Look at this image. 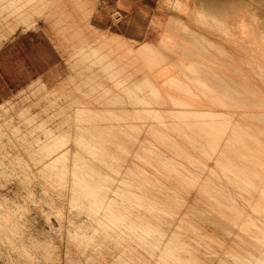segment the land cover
I'll return each instance as SVG.
<instances>
[{
    "label": "rangeland",
    "instance_id": "1",
    "mask_svg": "<svg viewBox=\"0 0 264 264\" xmlns=\"http://www.w3.org/2000/svg\"><path fill=\"white\" fill-rule=\"evenodd\" d=\"M22 1H23V4L20 3ZM25 1L24 0H17V2L14 3L15 0H9V1L0 0V9H1L0 10V17L3 16L2 18H0V48L1 49H3V48L9 49L10 48L12 56H13L12 60H15V59H17V58H14V56H16V53L23 55L24 50H26V48H29V46H28L29 44L32 45V43L40 42V43H42L41 52L46 53V55H47V64L46 65L42 64L39 71L33 72L32 77L27 82H23L18 87L16 86V87H13L12 89H8V88L3 89L2 85H5V83L0 82V264H238V263H240V256H241L243 264H246V262L247 261L249 262L250 260H252V262L251 261L249 263L247 262L248 264H250V263L252 264L253 262H254L253 264H255V263L257 264L258 263L257 259H252V258H256V256L259 259V262L264 263V262H262L264 260H262V261L260 260V259H264V255L261 254V253H264V246H261L262 244H264V238H262L264 236H261V235H264V234H261L262 231H264V223H262V222H264V218H262V217H264V216H262L264 214H262V213L260 214L258 212H257L258 213L257 214L255 209L254 210L251 209L254 206L253 205H252L253 207L250 206L251 205L250 201H249V203H247L248 201L245 202V200H248V198H247L249 195V194H247L248 191L246 190L247 191V193H246L245 191L240 190L243 187L242 188L238 187L240 191L237 189V186H235V188H234L233 187L234 182L231 181V178L227 177L228 179H226V175L223 174L224 171L221 169V165L218 162H216L215 160L209 161L208 166H211V169H209L210 167H208V166H207V168H208L207 169L206 165L202 166L204 164L203 161L198 162V158L201 155V149L198 150L197 149L198 147L193 146V144H191L193 141L192 138H189V140H188V135L189 134H196L195 131L185 130V132H182V131H180V129L170 130L168 133L171 134L173 136V138H177L179 141L178 146H172L169 144L170 143L169 139H166V138L161 139V137H159V136L156 137L155 134H153L152 130H150L152 126H159L157 123H155V121L156 120L158 121V119L164 120L166 123L165 126H167V127L170 125L176 126L178 124V126H184V129H186L187 126L185 124H183L184 122L182 123L183 118L188 119L189 117H192V116L193 117L195 116V118H197V116H199V115H200L199 118H201L202 115L204 117V113H206L205 114L206 116H209V115H207L208 114L207 110L206 111L204 110L202 114H195V115L192 114V116H190L191 113L187 114V115L184 114L185 116L184 115L182 116L180 114H177V115L172 114V116H171V115H168L166 113H163V115H161V118H160V115L157 114V117H155L156 120H154L155 118H152V117L156 116V113H155V115H154V113H149V114L148 113L147 114L140 113L139 114L140 116L139 115L136 116L133 113H130V114L129 113L128 114L123 113V115H122V111L118 108H115L116 109L115 111H112V110L109 111V113H106V112H108V110L106 108H104L107 105L110 106V104L111 105L114 104L113 106L117 105V103L119 104L120 101L122 100V99H120L121 97L124 98L125 103L129 104L128 103L129 98L127 95L128 93L132 94L134 92L135 93L138 92L137 94H141L142 92L140 93L139 91H144L146 93L145 95H148V94L151 95L153 90L150 88H152V86H151V84L149 85V82L146 80V76H143L142 73H146L147 76L151 77L152 79H158V76H159V78H166L165 81H167V78L169 80H175L176 81V79H177L176 76L179 77V75H180V77H182V76L183 77L186 76V78L189 77V78H187L188 80L185 79L186 81H189V82H185L184 80H182L185 78L184 77L181 79V82L178 80L176 82L177 84L176 83L174 84L173 81L172 82L170 81L171 83L167 81V83L168 84L170 83L171 85H172V83L174 85H178V88L180 89L179 91L180 92L184 91L186 93H189V90L191 87L188 86V90L186 91V88L184 87V85L186 83H189L192 85V88L190 91L194 92L195 94H199V92L203 91L202 93H200L202 95L199 94L200 95L199 97L197 95L198 99H200V97L202 98V96L204 97L206 95V92H208V93L210 92V96L208 99H210L211 96L214 98V95L217 93L216 92L217 89H215L211 86V84L209 83L210 80H207V79L202 80L205 77L202 74H200V71H199V69L202 66L203 67L205 66L204 69H207V67H208L207 70L212 69L216 76L220 75L219 77H221V76L223 77L226 73L225 71L234 72L237 70L236 74L233 73V74H235L234 77H236V78L239 77L238 74H241V73H242V75L247 74V75H245V78H244V76H242L243 80L245 82H243V80H241L242 77L238 78V82H240L239 79L241 80V82L243 84L247 83L246 81H248V83L245 84V87L247 89H248V87L251 89L252 85H253V88L255 89V91L259 90V88H260L259 93L262 94V92H264V81H262V80H264V75H262V73H264V72H262V69H264V66L261 67V65H264V58H262V56H264V55L261 56V53L264 54V46H262V45H264V43H262V42H264V41H262L264 39L261 40V38H264V36H262V35H264V0H234L235 6H233L234 10H232V11L231 10H225L224 11V10L213 9L211 7H208L204 0H175V2H174V0H42V1L40 0L41 3L39 2V0L37 3H36L37 0H34V1L33 0L32 1L27 0V2L29 1L31 4L29 2L27 4H25L26 3ZM46 1H47V3H46ZM81 1H82V3H81ZM228 1H230V0H228ZM33 2H35V4ZM42 2H45V3H42ZM7 3L11 4V5L8 7ZM18 4H20V5H18ZM24 4H25V7H24ZM6 5H7V7H6ZM2 6L5 8L3 9ZM14 6L22 7V8L17 9V7H16V11H15L13 9V8H15ZM23 8H24V10H23ZM99 8L102 9V12L106 15L103 14L104 15L103 17L99 18V16H97V18H95L93 16L94 12H96ZM10 11H11V14H10ZM13 11L15 13H13ZM115 11L117 13H114ZM21 12H22V14H21ZM8 13H9V15H8ZM18 14H20V15H18ZM113 14L114 15L116 14V15L114 16ZM232 14L237 15L236 18H234V21L232 20L233 18L231 17ZM174 17H175V19H174ZM196 20H197V22H196ZM200 21L203 24H201ZM4 22H6V23H4ZM110 23H112L111 27H108V24H110ZM190 30H191V32H190ZM163 31H166L168 34L166 32H164V37L162 38L161 33L163 34ZM183 31H185V32L183 33ZM172 32L176 35L175 37H173V34H170ZM177 32L180 33V35H177L178 34ZM219 32H221L222 34ZM186 33H188V34H186ZM193 34H195V35H193ZM192 35H193V37H192ZM259 35L261 38H259ZM177 36L179 39L177 38ZM194 36H195V38L196 37L197 38L195 39ZM172 38H173V40H172ZM189 38H192V39H189ZM198 38H199V40H197ZM166 39H168L173 44L174 48H173L172 54L174 53V51L177 55L180 54L179 51L177 50V47L174 46L175 44H176V46L179 45L178 49H180V50H181L180 47H182L181 45H183V47H182L183 51L181 50L182 52H184V48L186 47L185 51L188 49H189L188 51H191V49H192V51H194L195 53L194 54L192 53L191 56H188L187 58L186 57L184 58L181 55H180V57L177 55H174L175 56L174 59L173 58H171L172 60L170 58L167 59V60L170 59V61H168V64H167V60L165 58H164L165 60L163 58H161V55L162 56H163V54L165 55V53L162 54V50H164L165 48L167 49V46H165V45L166 44L169 45V43H170V42L166 43V41H168ZM187 40L188 41L193 40V43L195 42L194 45H193L192 41L191 42L189 41L190 42L189 43ZM205 41H207V42H205ZM174 42H176V43H174ZM183 42H185V44H183ZM232 42H233V44H232ZM186 43H189V44H186ZM157 44L159 46H162V47H159ZM172 44L169 45L170 47L169 46L168 47L171 48ZM196 44H198V45H196ZM220 44L222 46L218 47V46H220ZM9 45H11V46H9ZM26 45H27V47H26ZM150 45L154 46V49L156 46L158 48H160L159 51L161 50V52H160L161 55L157 52H153V51L158 50L157 47L155 50L148 48ZM185 45H187V46H185ZM193 46H195L194 47L195 49L193 48ZM206 46H208V47H206ZM142 47L143 48L147 47L148 49L145 48L143 50ZM187 47H189V48H187ZM162 48H164V49H162ZM203 48H205L204 49L205 51L203 50ZM171 49H170V51H171ZM220 49H222V50H220ZM198 50L200 51V53ZM250 50H252V51H250ZM176 51H178V52H176ZM207 51L209 53H207ZM255 51H256V53H255ZM143 52H144V54L145 53L147 54L148 58L146 57V55H143L141 57V54H143ZM148 52L149 53L153 52L155 55H157L156 56L157 61H155V59L153 58V57H155L153 55V53H151L153 55V57H152L151 54H149ZM201 52H203V53H201ZM196 53L197 54L199 53V54L197 55ZM205 53H207L206 54L207 56L205 55ZM220 53H223V54H220ZM33 54H35V52ZM33 54H31L32 57H33ZM158 54L160 55L159 58H157ZM208 55L210 56V58L208 57ZM144 56H145V58H144ZM214 56H216L217 58ZM228 56H229V58H228ZM172 57H173V55H172ZM201 57H202V59H201ZM250 57H252V58H250ZM146 58L148 59L149 62H151V64H148V61H146L147 60ZM160 58H161V62L158 61V59H160ZM179 58L182 59L181 62L184 63V64L182 63L181 65H179V67L180 66L182 67V71L184 72V74L181 72V70H179V69H181V67L178 68V66H176V65L181 63ZM208 58H209V60H208ZM224 58H225L226 62H228L229 64L231 63V66L228 68L230 70L231 69H233V70L230 71V70L226 69L227 66L225 65ZM176 59L180 63H178ZM203 59L205 60V62ZM229 59H231V60H229ZM215 60H216V62H215ZM246 60H247V62L245 63ZM18 61H20V59ZM197 61H199V62H197ZM206 61L208 64H206ZM219 61H220V63L224 62V64L222 63L224 65V67L219 63ZM249 61H250V63H248ZM169 62H171V63H169ZM202 62H204V64ZM257 62H259L258 64L260 66H257V64H256ZM161 63H162V65H161ZM217 63L220 64V66H222V68H220V66H218ZM251 63H253V64H251ZM145 64H148V65H145ZM196 64H198V65H196ZM208 65H210V68ZM253 65H255V66H253ZM162 66H165V67L168 66V67L165 68ZM212 66H213V68H212ZM232 66H234V67L239 66V67L233 68ZM251 66H252V68H255V69H252ZM147 67L149 68V70H147L148 69ZM174 67H176V68H174ZM164 68L165 69L168 68L170 70L169 72H167L168 70L167 71L165 70L166 75H164V73H163ZM214 68H217V69H214ZM260 68H262V69H260ZM120 69H124V70L122 71ZM222 69L223 70L225 69V71L223 72ZM175 70L177 72L182 73L183 75L178 74V73L176 74ZM212 70H211V72H212ZM255 70H257V72ZM171 71H172V73L173 72L175 73V74H173V76L174 75H176V76H174V77L170 76V75H172ZM215 71L216 72L218 71V73L220 72V74L216 73ZM221 71L223 72L224 75H222ZM240 71H241V73H238ZM127 72H129V73L131 72L130 75H132V73L138 74L139 78L135 82L130 81L128 83H124V81H122V79L124 78V75L127 74ZM195 73H197V74H195ZM161 74H162V76L163 75L164 76L162 77ZM226 74H228V72ZM257 74H259V77ZM231 75L232 74L230 73V75H229L230 78L228 75L226 78L224 77L223 82H224V79H227V78L229 80H231V82H232L235 78L233 79V76L231 77ZM194 77L195 78L199 77L201 79L200 81L197 80L195 82L197 84V86L200 84L197 89H200V88L203 89V87L206 88V85L209 83L208 88H206V90H208V91L204 92L205 91L204 89L201 91H196V90L193 91V89H195L194 86H196L195 83L193 82ZM253 78H254V80H253ZM116 79H117V82H116ZM220 79H222V78H220ZM228 79H227V82H229V84H230V81ZM260 79H262V80H260ZM118 80L121 83L118 82ZM140 80H142V83L144 81L146 88H145V86H144V88L141 87L142 84H139V82H141ZM235 80H234V82H235ZM249 80H250V82L252 81L251 85L249 84L250 83ZM162 81L163 80H161L163 87H166L165 85H167V83L164 84L165 81H163V82ZM204 81H206V83H207L206 85H205ZM178 82L181 83V87L179 86L180 83H178ZM182 82H185V83L183 84ZM117 83L120 85H118ZM161 83L159 81L158 85L162 86ZM201 83L204 84L203 87H201L203 85V84L201 85ZM242 83H240L241 84L240 88H242L241 90H240L239 86L238 87L235 86L236 84H234L235 89L233 87L232 90H230L231 89L230 87L232 84L228 85L227 83H225V85L229 86L228 87L229 91H231V92L233 91L232 94H234V90H237L238 92L236 91L237 93L234 94L236 96L238 95V93H239V96H241L242 94H245V96L242 95V97L244 98L242 101L245 100L244 103L247 104L248 101H246L245 98H248V96L246 97V95H249V96L251 95L249 98H252L253 97L252 95L256 96L257 92H255L253 88L251 89V91H254L256 94L249 91L250 89L249 90H246V89L243 90V88H245V87ZM12 84H14V83H12ZM12 84H11V86H12ZM135 84H136V86L134 88L133 85H135ZM189 84H186V85H189ZM213 84L214 83H212V85ZM115 85H118V87ZM125 85L126 86L129 85L128 88H125L124 87ZM171 85L170 86L168 85L167 87H169V88L171 87L173 89H174V87H176L174 85H173L174 87H172ZM237 85H238V83H237ZM246 85H250L251 87L250 86L247 87ZM122 86H123V89L127 90L130 88L131 90H129V92L127 90L128 93L126 92V90H123V89L121 91ZM209 86H211L213 88V90H211L210 89L211 87H209ZM255 86H257V87L260 86V87L257 88ZM136 87H138V88H136ZM236 87H237V89H236ZM139 88H140L139 91L135 90V89H139ZM178 88L176 87L175 90L177 89V91H178ZM238 88H239V90H238ZM214 89H215V93H213ZM132 90H134V92L131 93ZM245 90H246V92H245ZM149 91L151 94L149 93ZM179 91H178V93H179ZM241 91H242V94H241ZM114 92H116V93H114ZM144 92L142 94H144ZM147 92H148V94H147ZM196 92H198V93H196ZM107 93L109 95H105ZM186 93L185 94L180 93V94L186 95ZM203 93H205V94L203 95ZM208 93H207V97H208ZM211 93H213L214 95L213 94L211 95ZM247 93H249V94H247ZM116 94H118V95H116ZM125 94L127 95V97ZM222 94H226V93L223 92ZM110 95H111V97H110ZM188 95L191 96L192 95L191 92ZM188 95L185 96V97H187L186 100L189 102L190 99H192L191 100L192 105L194 103L193 99H194V101H197V103L201 101V100L199 101L198 99H195L196 95L194 96V94L191 97ZM218 95L219 96H216V99L221 101V102L215 101V98L214 99L212 98L213 100H211V99L210 100L213 102L215 101L218 105L220 103L222 106V103L224 102L226 96L223 98L224 95L223 96L220 94H218ZM193 96H194V98H192ZM259 96H256V98H257L256 100H258V98H259L260 101L259 100L258 101L261 103H264V101H262V100H264V96L261 95L262 98ZM108 97H110L109 101L112 98L110 101L111 103L108 102V100H106ZM218 97H220V98H218ZM114 99H115V101H114ZM202 100H203L202 103L200 102V103H198V105L199 104L201 106L204 105V107H205V104L207 102L204 100H206V99L203 98ZM210 100H208V104H206V107L210 106L211 111H209V113L213 112L214 116L216 115V117H219V118L222 117L221 115L218 116L219 113H224L225 108H227L229 106V105L225 106L226 102L227 103L231 102V101H228V99H227L226 102L223 103V106H222L223 108L221 107L222 109H220L219 108L220 106L217 105L216 108H219L220 109L219 110V109L213 108V107H215L216 104L211 103L212 105L214 104V106L209 104V102H211ZM229 100H232L231 103L234 102L233 101L234 99L229 98ZM247 100H249V99H247ZM239 101H241V100H239ZM252 101L253 100H251V102ZM203 102H204V104H203ZM259 102H258V104H259ZM197 103H194V104L196 105ZM238 103H242V102H238ZM244 103H242L243 105L241 104V106H240L241 108L244 107V105H245ZM254 103L252 102V104H254V106L256 108L258 107L257 109L256 108L255 109L260 112V113L258 112L257 115L264 112V111L261 112V110L259 109L260 105H261L260 108L264 105H262L260 103L257 106V103L256 102H254ZM80 104L83 107H81ZM252 104L249 105V107L251 106V108H252V106H253ZM102 105H104V106H102ZM195 105L192 106L193 107L192 108L188 104V106L190 108H192L191 110L196 109ZM74 106L76 107L77 111L75 110ZM254 106H253V108H254ZM78 108H80L82 111L80 109L79 110L81 112L78 111ZM245 108H247V110H248L247 106ZM251 108H249V109L252 112H249V113H252V114H249L248 112H246L248 114H246V113L245 114H246V117L248 115L252 119V116H254V114H253L254 111H255L254 118L256 117V110L253 108H252L253 110H251ZM206 109H209V107ZM213 109H214V111H213ZM228 109H226L227 112H228ZM262 109H264V108H262ZM86 110H88V112H90V113H88ZM215 110H219L220 112L215 111ZM241 110L244 111V109H241ZM94 111L96 112V114ZM229 111H230V109H229ZM227 112H225L222 115L224 117L225 116L227 117L228 114H230V113L227 114ZM150 114H152V115H150ZM245 114H244V117H245ZM87 115H88V117H86ZM99 115H101V116H99ZM103 115H104V117H103ZM250 115H252V116H250ZM76 116L80 117V118H77ZM95 116H96V118H95ZM116 116H118V117L120 116V117L118 118ZM149 116H151V117H149ZM230 116H231V114H230ZM233 116L234 115H232V117ZM261 116H264V114H261ZM101 117H102V119H101ZM147 117H148V119H147ZM180 117H181V119H180ZM237 117H239L238 114H237ZM192 118H190V119H192ZM258 118H260V117H258ZM262 118H264V117H261L258 120L259 121L258 122L256 120L257 119V117H256L255 121L258 122V124H260V123L264 122V120H262ZM75 119L76 120L78 119V120L76 121ZM80 119H82V120L80 121ZM84 119H87L90 121H87V120L84 121ZM142 119H144V120L142 121ZM234 120H236V119H234ZM260 120H261V122H260ZM72 121L76 122L77 124L75 125V123H73ZM83 122H85V124H83ZM87 123H88V125H90V124L92 125L93 123H95L96 126L100 127V131H97L96 134H92V132H91V134H89L90 133L89 131H87L88 132L87 133L86 131H84L82 129L83 130L82 133L85 134V132H86V134H85L86 136L84 137L83 134H82L83 136L81 134H77L81 130H78V128H76V126L78 124L80 126H82V125L84 126V125H87ZM95 124H93V125H95ZM110 124H113L114 127L116 126L117 129H121L123 132L122 131H119V132L114 131V129H112L113 125H111V127L108 126ZM74 126H75V129H74V131H72ZM119 126H120V128H119ZM136 126H138V128ZM160 126H162V125H160ZM105 127H107L108 130H107V128L105 129ZM76 129L78 130V132L76 131ZM66 130H67V132H66ZM146 130H148V131H146ZM262 131H264V130H262ZM49 132H51V133L49 134ZM99 132H100V135L97 136ZM55 133L57 136L55 135ZM67 134H68V136H67ZM71 135H72V137H71ZM89 135L91 137H89ZM242 135L243 134H241L240 138L243 140L246 139V142L249 141L248 143H251V145L256 144V143H257L256 145H258L260 143V141L258 143L257 140H254L256 138H253L249 135L248 136L247 135L242 136ZM80 136L82 138L84 137V140H81L82 142H80V141L77 142L78 140L81 139ZM73 137H75L76 139H74ZM78 137H80V138H78ZM102 137H104V138H102ZM249 137H251L250 139L252 141L249 139ZM52 138H54V139H52ZM66 138H67V140H66ZM86 138H88V139L92 138V139L88 140L89 142H87V141H85ZM93 138L96 141L99 140L98 142L101 144L97 146L96 145L97 142H95L93 140ZM108 138L110 139L109 141H108ZM64 140L66 142H64ZM100 140H102V142ZM105 140H107L108 142L107 141L105 142ZM135 140H137V141H135ZM253 140H254V143H252ZM259 140H262V137ZM84 141L86 142V144L90 143V142H91L90 144H92L95 142L94 146L97 147L98 150H97V148H94L93 145H91V146H93L92 147L93 149L91 148L90 150H88L87 148H89L91 146L89 144V146L87 147L88 144L87 145L84 144ZM189 141H190V143H189ZM262 141H264V140H262ZM134 142H136V144ZM77 143L78 144L81 143L80 147L82 149L80 148V150H83V148L85 149V147H86V149H87L86 151L88 152V154L92 153V155L94 157L96 156V154L99 155V153H100L101 156L99 155V157L102 158L103 161L98 156H97L98 158H95V159L93 158L92 155L91 156L88 155L89 157L83 156V154H85V152H86L85 150H83L82 152L79 150L81 153H79V151H78V153H74L79 148V146L77 148ZM82 143L85 146H83ZM262 143H264V142H262ZM262 143H260L261 146L260 145L257 146L258 147V148H256L257 151L253 147H250L251 150L253 151V152H251L252 155L253 154L256 155V157L253 155L255 157L254 159L257 158L256 160L264 159V156H262V155H264V153H262V152H264V146H262ZM112 144H114V145H112ZM152 145H154V146H152ZM191 145L193 148L191 147ZM66 146H67V148H66ZM102 146H104V147H102ZM111 146H112V148H111ZM116 146L119 148H117ZM68 147H69V149H68ZM141 147H143V148H141ZM145 147L146 148L149 147V148L146 149ZM204 147L207 148L205 144H204ZM73 148H75V150L76 149L77 150L75 151ZM122 148L127 150V152L124 151ZM71 149H73L74 152ZM61 150H63L64 152ZM102 150L104 153L107 152V156H106V154H104L102 152ZM260 150H262V152ZM53 151H55V152H53ZM59 151L62 154L59 153ZM93 152H99V153L94 154ZM255 152H257V154ZM130 153H131V155H130ZM135 153L139 154V155L137 156ZM258 153H260V154H258ZM75 154H81V156L75 155ZM175 154H178V155H175ZM215 154L216 153L214 152L212 155L215 157L216 156ZM86 155H87V153H86ZM108 155H111V157H115V159L110 158V156H108ZM184 155L188 158V160ZM219 155L221 156L222 154L219 152ZM258 155H259V158L257 157ZM65 156L68 158V160ZM82 156L84 157V159ZM131 156H132V158H131ZM163 156H165V157H163ZM62 157L64 159H62ZM137 157L140 159H138ZM170 157H172V158H170ZM214 157H211V158H214ZM72 158H74L75 160L74 159L71 160ZM165 158H166V160H165ZM60 159L62 160V162L64 160V162L62 163ZM90 159H91V162H90ZM93 159H94V161H93ZM97 159H99V160H97ZM156 159H158V161ZM104 160H106V161H104ZM145 160H146V162H145ZM159 160H161V161H159ZM162 160H165V161H163L165 164L161 163ZM148 161L151 164L150 163L147 164ZM214 161L216 162L215 165L213 163ZM72 162L74 164H72ZM80 162H81V166L83 165V162H84L85 166L84 165L82 166V167H84V169L81 167H78V166L75 167L77 164L80 165ZM93 162L94 163L96 162L97 165H96V163L94 165ZM105 162H107L108 166L107 165L105 166V164H106ZM103 163H104V165H103ZM166 163H169L170 165L167 164V166H166ZM176 163H178L180 166H177L178 164H176ZM98 164H99V166H98ZM110 164H111V167L113 165L112 168L115 167L116 169L115 168L112 169L110 167ZM218 164L220 165V167L218 166ZM262 165H264V164H262ZM66 166H67V169H66ZM126 166H128V167H126ZM142 166H143V168H142ZM168 166L172 167V168L174 167L176 169L178 168V169L176 170L173 168L170 170L168 168ZM254 166H256V167L258 166V168H260L261 164L256 162V164ZM101 167H104V168H101ZM107 167L109 168L110 174H109V172H106L108 170H105V169H108ZM133 167H135V168H133ZM73 168H74V172L77 171V174L80 175L82 178L80 176H76L77 174L72 171ZM128 168H130V169H128ZM140 168H142V169H140ZM184 168H185V170H184ZM198 168H200V169H198ZM204 168H206V170ZM135 169H137V170L140 169L139 170L140 173L137 172ZM144 169L147 172H145ZM117 170L123 172V174ZM172 170H174V171H172ZM175 170L178 172L180 171L181 178H183V179L186 178L184 180H186L187 183L184 182V180H182L181 178L177 179V177L175 178L174 176H172V173L173 174L178 173V172H175ZM209 170L211 171V173ZM78 171H80V172H78ZM91 171H93V173ZM112 171H113V173H114V171H117V173L113 174ZM131 171H133V172H131ZM213 171L214 172L216 171V175L214 174ZM221 171L223 173H221ZM99 173L101 175L102 174L103 175L101 176ZM111 173H112V175H111ZM118 173L120 176L117 175ZM72 174H75V177L77 180L79 177V179L81 178L82 181L79 180V182H78L76 179H74V176ZM105 174L108 177V179L105 176ZM193 174H194L195 178H194ZM222 174L225 176H223ZM113 175H115L117 177H115ZM83 176H84V179H83ZM103 176H105L106 179ZM151 176H153V177H151ZM217 176H219V177L217 178ZM119 177L120 178L122 177V178L120 179ZM173 177H174V179H173ZM189 177L192 178L193 180L189 179ZM115 178H117V179H115ZM123 178L125 181L122 180ZM199 178H200V180H199ZM113 179H115V180H113ZM148 179H149V181L151 180L150 182L152 183V184L149 183V186L147 183V182H149ZM154 179L157 180L158 184ZM74 180L76 181V183H80V181H81V184H84V186H85V188H87V190L81 184H80V187L79 186L76 187L75 185H79V184H76ZM84 180H87L88 183H87V181H84ZM101 180H104V181H101ZM117 180H119L121 182H119V181L117 182ZM129 180H130V182H128V184L131 187H128V184H127V181H129ZM181 180L184 184L185 183L186 184L185 185L181 184L182 183ZM202 180H205V181H202ZM122 181L124 182V184L122 183ZM152 181L153 182L155 181V182L153 183ZM210 181H211V183L212 182L213 183L215 182L218 184L220 183L221 185L220 184L219 185L224 190L229 192V195H228L229 197L228 196L225 197V199L227 198V201H228L227 203H226V201L224 202L225 204L223 203L224 196H221L218 193L213 194V195H215L213 197H212V195L208 196V197H210V196L212 197V198L211 197L208 198L209 200H211V199H212V201L215 200L213 202L209 201V202L213 203L212 205L207 204V202L204 203V200H202L201 197H199L198 194L202 193L201 190H199V189L203 188V187H201L202 186L201 182L204 184L206 182L210 183ZM227 181H229L231 183H229ZM165 182H166V184H165ZM188 182L191 184L189 186L190 189L188 186L186 187V185H189ZM125 183H126L127 187L125 186ZM139 183L141 184L142 187L139 185ZM145 183H147V184H145ZM155 183L159 186V188H158V186L156 187ZM150 184L153 186H150ZM163 184L165 186H163ZM89 185H90V187L94 185L92 187L93 189H95L97 187L96 185H98V186L100 185L101 188L104 186V188L101 189L99 192L97 190L100 186L97 187V189H96V192L98 193V195H97V193H95V190H94L95 194L91 193V191L93 192V190H91L90 187H87ZM105 185L107 188L105 187ZM195 185H197V186H195ZM143 186H145V187H143ZM161 186L164 187L163 190H162ZM78 187L80 189H82V188L85 189L87 192L90 189L89 193L88 194L85 193V194L89 195L91 193L89 195L91 198L85 195L86 198L88 199L87 200L85 198L86 199L85 200L84 194H81L83 192L80 191V189ZM115 187H117V188H115ZM120 187H121V189H120ZM74 188H76V189H74ZM170 188L172 189V191H170L171 190ZM184 188L187 190H185ZM168 189H170V190H168ZM176 189H178V191ZM255 189L259 190V188H255ZM114 190H116L117 193L114 192ZM122 190H123V192H122ZM125 190L127 192H129L130 190L131 191L129 193H127ZM157 190L159 192H161L163 195H161V193H158ZM233 190L239 192L240 196L238 193L234 192ZM76 191H78V193L79 192H81V193L78 194ZM175 191L176 192L181 191L183 196L186 194L185 198H183L182 195L180 196L179 193H177L178 194L177 195L175 193ZM185 191H187V192L185 193ZM193 191H197L198 194L195 195L194 193H196V192L193 193ZM110 192H112V193H110ZM121 192H122V195H121ZM173 192L176 194V196H175V194H173ZM188 193H189V195H188ZM245 193L247 195H245ZM99 194L101 195V197ZM134 194L137 196V197L135 196L137 200L135 199ZM139 195H141L140 198H139ZM190 195H192V196L189 198ZM194 195L196 196V198ZM236 195H238V197ZM92 196L95 197V199L92 200V198H93ZM119 196L122 197L120 200H119ZM157 196L160 198V200H158ZM241 196H243L244 198L246 197L247 199L246 198L244 199ZM96 197H98V199L100 200V203L97 202L99 200L98 199L96 200ZM108 197H111L110 198L111 201L114 200V202L106 201V199L109 200ZM180 197H182V198H180ZM197 197H199V199ZM148 198H149V203L147 201ZM191 198H192V200L190 203V201L187 199H191ZM218 198L221 199V200L219 199L221 203L219 202ZM250 198H252L251 202L252 201L254 202V203L252 202V204H255L256 198L255 199L253 197H250ZM126 199H128V201H126ZM167 199L168 200L170 199V201H168ZM200 199L203 202H201ZM230 199H232V200L234 199V201H231ZM90 200L95 201V202H92ZM154 200L158 201L159 203L155 202ZM88 201H90V202H88ZM132 201H134V203H132ZM82 202H83V204H82ZM91 202L93 205L90 204ZM105 202H107L108 205ZM135 202H137V204ZM144 202H146V203H144ZM178 202L180 204H176ZM193 202H196L197 204L199 203V205H197L196 203H193ZM218 202L220 203V205L217 204ZM232 202H234L233 203L234 205L232 204ZM87 203H88V205H90L89 207L92 206L93 209L89 208V207H85L87 205ZM94 203H96L97 205ZM111 203L112 204L114 203V204L112 205ZM139 203H141V204H139ZM147 203L149 206H147ZM200 203L201 204L203 203L202 206ZM190 204L191 205L192 204L197 205V210H198V206H199V210H205L208 212L204 213L205 211L204 212L200 211V213H199V210L196 211L195 209H194L195 210L194 211L193 208L195 207V205L191 206ZM214 204H217L218 207L216 205L214 206ZM247 204L251 208L248 207ZM94 205H96V206H94ZM152 205H153V209H151L152 207L150 208V206H152ZM207 205H209L208 207L213 206L215 209L222 207V209L220 208V210L223 213L228 212V209H229L228 207H230V209H229L230 211L234 208V210H237L240 213L241 212H244V213L237 215L240 217L239 218L236 216V214H238L237 211L235 212L233 210L232 212L236 213L235 214L236 217H234L232 212H228L229 214L228 213L227 214L229 215V218H228V215H226L227 216V219H226V216H225L226 213L222 214V212L219 211V209H216L222 215H224L226 221L228 219H232V218L234 220L236 218L238 221L237 222L235 220L236 221V223H235V222H233L234 220H230L227 222L225 220H223L224 222H222L221 220L220 221L216 220V218L214 217L215 214L217 213V211H215L214 208L210 207V208L203 209L204 207H207ZM222 205H224V206H222ZM225 205H228V206L225 207ZM229 205H231V206H229ZM97 206H99V209L101 211L98 209ZM103 206H105L104 209L107 206H108L107 209L109 208V206L113 207V209L109 208V210L106 212H109L110 209L115 210V211H111V213L110 212L107 213L106 214L107 216H105L103 214L105 217H107V219L109 221L112 220L110 223L108 220H106V218L104 216L101 215L102 213H105V210H104V212H102ZM201 207H203V208H201ZM224 207H225V209H223ZM94 208H95L96 212H93ZM116 208H118V209H116ZM211 208L216 213H214V211L212 212ZM237 208H239V209H237ZM91 209L93 210L92 212H91ZM156 209H158L159 212ZM242 209H243V211H242ZM119 210H120V212H119ZM164 210H165V212H163ZM210 210H211V212L209 213ZM251 210H253V211H251ZM98 211H100V212H98ZM170 212H172V213H170ZM173 212H174V214H173ZM219 212L216 215V217L219 219L223 218L222 215H219ZM208 213L211 214L214 218H211L212 216H210ZM230 213H232L231 215H233V216H231L232 218L230 217ZM115 214H116V216L119 215L121 217L117 216V218H116L113 216ZM199 214H200V217H199ZM245 214H246V216H248L247 218H249V217L251 218V219L249 218L250 222L248 219H247L248 221L246 220V217H244ZM93 215H95V216H93ZM108 216L111 218L113 217L114 219H117L118 223H115L117 221L109 218ZM241 216L244 217L245 219L244 218L242 219ZM97 217L99 218V220H97L98 219ZM118 217H119V219H118ZM124 217H127V218H124ZM129 217L131 219L133 218V220L131 221V219ZM179 217L180 218L182 217L181 223H180ZM95 218H97V219H95ZM203 218L205 219V221ZM187 219H190V220H187ZM206 219H208V220L206 221ZM210 219H211V221H210ZM121 220L122 221L124 220L123 222H125V223L123 224V222H122V224H121L120 223ZM240 220L241 221L243 220L244 222L241 223ZM98 221H99V223H98ZM101 221H103V222L105 221L106 223L105 222L101 223ZM217 221H219V222H217ZM259 221H262V222L259 223ZM228 222H229V224H228ZM245 222H246V224H245ZM248 222L251 224H249ZM126 223H129V224H126ZM186 223L189 225V227L185 226V225H187ZM198 223L200 225L199 227H197ZM223 223H225V224H223ZM113 224H115V225H113ZM119 224L126 225V226H121ZM214 224H216V226ZM232 224H234V225H232ZM105 225H106V227H105ZM191 225L194 227V229H193V227L191 228ZM229 225H230V227L231 226L232 227L234 226V227L229 228ZM253 225H255V228ZM135 226H137L139 229H136L137 227H135ZM151 226L153 229L157 228L159 230V232H155L158 230H153L151 228ZM178 226H179V228H178ZM243 226L244 227L246 226L247 228L249 227V229H251V232H249V229H247V228L245 230V228ZM257 226L259 228H257ZM117 227L120 229H118ZM126 227L127 228L129 227V229H130V227H132L134 230L133 229L129 230ZM148 227H150V228H148ZM235 227H237V228H235ZM241 227H243V228L241 229ZM200 229H202V230L198 231ZM258 229L259 230L262 229V230H260L261 232H258V233H260L259 236L255 234L256 231H258ZM119 230H120V232H119ZM142 230L144 232H145V230H147L145 232L144 236H143L144 233H142V232L140 233V231H142ZM152 230H153V232H152ZM208 230L211 232H209ZM224 230H225V232H224ZM241 230H243V231H241ZM244 230L246 231V233ZM137 231H138L139 236L137 235ZM148 231H150L152 233H149ZM121 232L124 234H122ZM208 232H209V234H208ZM234 232L236 234L235 236L233 235ZM241 232H242V234H244V236L241 234ZM171 233H172V235L174 234V238L171 235ZM206 234H208L209 237ZM149 235L152 237V239H154V240L159 239L161 241L155 240L156 241L155 242L152 239H149V237H148ZM214 235H215V238H216V236H218V238L213 239ZM245 235L246 236L251 235L252 237L249 236L251 239L249 237H247L249 239V240H247ZM253 235H255V236H253ZM140 236L144 237L146 242L142 238H140ZM175 236H177V237L175 238ZM238 236L240 239L238 238ZM256 237L257 238L260 237L261 240L255 239V241L257 240V242H254L253 240ZM209 238H211V239H209ZM242 238H245L246 242L243 239L244 240V243H243L242 242L243 240H241ZM163 239L165 241V244L163 242ZM169 240H170V242H169ZM150 241H151V243H147ZM180 241L182 242V245H181ZM194 241H196V242H194ZM214 241H216V242H214ZM220 241H221V243H220ZM167 242H168V244H167ZM250 242H251V244H250ZM152 243H153V245L154 244H156V245L153 246V245H151ZM183 243H185V244H183ZM216 243H218V244H216ZM228 243L230 245H227V247H225L226 244H228ZM247 243H249V244H247ZM186 244H188V245H186ZM166 245H168L169 248ZM161 246H162V248H161ZM228 246H231V247L229 248ZM252 246L257 248V251ZM224 247L226 248V250ZM240 247H242L243 249ZM227 248H229L230 250H228ZM238 248H240L242 250H240ZM244 248H246L245 252H244ZM121 249H122V252H121ZM163 249L165 252L163 251ZM235 249L240 250V252H238L237 250L235 251ZM232 250H233V252L231 255ZM259 251H260V253H259ZM160 252H162V253H160ZM167 252L169 253V255L167 254ZM176 252H178V253H176ZM170 253H172L174 256H171L172 254H170ZM233 253H235V254H233ZM157 254L159 255V257H163V256L164 257L158 260ZM164 254H167V255H164ZM236 254H238L239 257H237ZM176 256H178V257H176ZM250 256L251 257L253 256V257L251 258ZM244 257L246 260L243 259ZM177 258H178V260H177ZM237 258H239V260ZM180 259H183V260H180ZM172 261H173V263H172ZM234 261L236 263H234Z\"/></svg>",
    "mask_w": 264,
    "mask_h": 264
},
{
    "label": "bare ground",
    "instance_id": "2",
    "mask_svg": "<svg viewBox=\"0 0 264 264\" xmlns=\"http://www.w3.org/2000/svg\"><path fill=\"white\" fill-rule=\"evenodd\" d=\"M7 1H9V0H7ZM24 1H25V0H24ZM29 1H30V0H29ZM29 1H28V2H29ZM31 1H32V0H31ZM33 1H34V0H33ZM41 1H42V0H41ZM204 1H205V3L207 4L208 7H211V8L216 9V10H224V11H225V10H231V11H232V10H234V7H233V6H235V2H234V0H230V1H228V0H204ZM12 2H13V1H12ZM16 2H17V0H15L14 3H16ZM25 2H26V3H25ZM25 2H24L25 4L28 3L27 0H26ZM37 2H38V0L36 1V3H37ZM39 2H40V0H39ZM48 2H49V1H48ZM174 2H175V0H174ZM193 2H194V1H193ZM20 3L23 4V1L20 2ZM29 3H30V2H29ZM33 3L35 4V2H33ZM40 3H41V2H40ZM42 3H45V2H42ZM46 3H47V1H46ZM76 3H77V2H76ZM79 3H80V2H79ZM81 3H82V1H81ZM170 3H171V2H170ZM7 4H8V3H7ZM25 4H24V7H25ZM30 4H31V3H30ZM3 5H4V4H3ZM10 5H11V4H8V7H9ZM13 5H14V4H13ZM16 5H17V4H16ZM18 5H20V4H18ZM77 5H78V4H77ZM79 5H80V4H79ZM30 6H31V5H30ZM177 6H178V5H177ZM2 7H3V6H2ZM6 7H7V5H6ZM14 7H15V8H13V9L16 11V7H17V6H14ZM31 7H32V6H31ZM40 7H41V6H40ZM4 8H5V7H3V9H4ZM19 8L21 9L22 7H17V9H19ZM52 8H53V7H52ZM78 8H79V7H78ZM30 9H31V8H30ZM42 9H43V8H42ZM0 10H1V9H0ZM23 10H24V8H23ZM25 11H26V10H25ZM190 12H191V11H190ZM13 13H15V12L13 11ZM17 13H18V12H17ZM49 13H50V12H49ZM114 13H117V12L115 11ZM10 14H11V11H10ZM21 14H22V12H21ZM8 15H9V13H8ZM15 15H16V14H15ZM18 15H20V14H18ZM46 15H47V14H46ZM113 15H114V14H113ZM115 15H116V14H115ZM115 15H114V16H115ZM117 16H118V15H117ZM236 16H237L236 14H232V15H231V17L233 18V19H232L233 21H234V18H236ZM2 17H3V16H2ZM2 17H0V18H2ZM207 17H208V16H207ZM245 17H246V16H245ZM250 18H251V17H250ZM3 19H4V18H3ZM174 19H175V17H174ZM195 19H196V18H195ZM254 19H255V18H254ZM193 20H194V19H193ZM197 20H198V19H197ZM197 20H196V22H197ZM179 21H180V20H179ZM175 22H176V21H175ZM200 22H201V21H200ZM200 22H199V23H200ZM4 23H6V22H4ZM215 23H216V22H215ZM201 24H203V23L201 22ZM210 26H211V25H210ZM212 29H213V28H212ZM164 30H165V29H164ZM184 30H185V29H184ZM166 31H167V30H166ZM166 31H163V34L161 33L162 38L164 37V32H166ZM174 31H175V30H174ZM174 31H173V32H174ZM169 32H170V31H169ZM173 32L170 33V34H173V37H175V36H176V35H175L176 33L174 32V33H175V34H174ZM184 32H185V31H183V33H184ZM187 32H188V31H187ZM190 32H191V30H190ZM190 32H189V33H190ZM216 32H217V31H216ZM166 33H167V32H166ZM177 33H178V32H177ZM193 33H194V32H193ZM213 33H214V32H213ZM219 33H221V32H219ZM258 33H259V32H258ZM167 34H168V33H167ZM186 34H188V33H186ZM186 34H185V35H186ZM190 34H191V33H190ZM221 34H222V33H221ZM177 35H180V33H178ZM181 35H182V34H181ZM193 35H195V34H193ZM193 35H192V37H193ZM215 35H216V34H215ZM225 35H226V34H225ZM248 35H249V34H248ZM165 36H166V35H165ZM167 36H168V35H167ZM198 36H199V35H198ZM252 36H253V35H252ZM262 36H264V35H262ZM168 37H169V36H168ZM180 37H181V36H180ZM182 37H183V36H182ZM185 37H186V36H185ZM256 37H257V36H256ZM169 38H170V37H169ZM169 38H168V39H169ZM177 38H178V36H177ZM183 38H184V37H183ZM194 38H195V36H194ZM196 38H197V37H196ZM196 38H195V39H196ZM225 38H226V37H225ZM227 38H228V37H227ZM232 38H233V37H232ZM254 38H255V37H254ZM259 38H261L260 35H259ZM164 39H165V38H164ZM164 39H163V40H164ZM168 39H166V40H168ZM175 39H176V38H175ZM178 39H179V38H178ZM178 39H177V40H178ZM180 39H181V38H180ZM184 39H185V38H184ZM187 39H188V38H187ZM189 39H192V38H189ZM204 39H205V38H204ZM222 39H223V38H222ZM229 39H230V38H229ZM262 39H264V38H261V40H262ZM169 40H170V39H169ZM169 40L166 41V43H167V42H170ZM172 40H173V38H172ZM177 40H176V41H177ZM197 40H199V38H198ZM223 40H224V39H223ZM223 40H222V41H223ZM256 40H257V39H256ZM164 41H165V40H164ZM180 41H181V40H180ZM187 41H188V40H187ZM189 41H190V40H189ZM189 41H188V42H189ZM191 41H192V43H193V40H191ZM191 41H190V42H191ZM254 41H255V40H254ZM262 41H264V40H262ZM190 42H189V43H190ZM201 42H202V41H201ZM203 42H204V41H203ZM205 42H207V41H205ZM209 42H210V41H209ZM166 43H165V44H166ZM174 43H176V42H174ZM189 43H186V44H189ZM192 43H191V44H192ZM194 43H195V42H194ZM194 43H193V45H194ZM196 43H197V42H196ZM262 43H264V42H262ZM165 44H164V45H165ZM171 44H172V43L170 42L169 45H171ZM177 44H178V43H177ZM181 44H182V43H181ZM183 44H185V42H183ZM200 44H201V43H200ZM203 44H204V43H203ZM232 44H233V42H232ZM157 45H158V44H157ZM169 45H168V44L165 45V46H167V49H166L165 47H164L165 49L162 48V49H164V50H162V54L165 53V55L163 54V56L160 54L161 50L159 51L160 48H158L157 46H156V47H157L158 50L153 51V52H157V53H159V54L161 55V58H163V59H164V58H165L166 60H167L168 58H170V59L173 58V59H174V58H175L174 55H177V54L175 53V51H174L175 54H174V53L172 54V51H173V48H174V47H173V44H172V47H171L172 49H171V48H169V47H170ZM196 45H198V44H196ZM150 46H151V47H150ZM150 46H149L148 48L153 49V50L156 49V47H155V49H154V46H152V45H150ZM158 46H159V45H158ZM168 46H169V47H168ZM174 46L177 47V50H178L179 53H180V54L178 53L179 55H177V56H179V57H180V55H181V56H183L184 58H185V57L187 58L188 56H191L192 53H193V54L195 53L194 51H192V49H191V51H188L189 49L185 51L186 47L184 48V52H182V51H183V49H182L183 45H181L182 47H180L182 51H181L180 49H178V46H179V45L176 46V44H175ZM185 46H187V45H185ZM201 46H202V45H201ZM204 46H205V45H204ZM221 46H222V45L220 44V46H218V47H221ZM242 46H243V45H242ZM262 46H264V45H262ZM152 47H153V48H152ZM159 47H162V46H159ZM194 47H195V46H193V48H194ZM206 47H208V46H206ZM253 47H254V46H253ZM142 48H143V47H142ZM145 48H147V47H145ZM145 48H143V50H144ZM148 48H147V49H148ZM168 48H169V49H168ZM187 48H189V47H187ZM223 48H224V47H223ZM223 48H222V49H223ZM139 49H140V48H139ZM170 49H171V51H170ZM175 49H176V48H175ZM194 49H195V48H194ZM204 49H205V48H203V50H204ZM222 49H220V50H222ZM250 49H251V48H250ZM261 49H262V48H261ZM166 50H167V51H166ZM214 50H215V49H214ZM223 50H224V49H223ZM140 51H141V50H140ZM163 51H164V52H163ZM165 51H166V52H165ZM178 51H176V52H178ZM180 51H181V52H180ZM198 51H199V50H198ZM204 51H205V50H204ZM212 51H213V50H212ZM216 51H217V50H216ZM246 51H247V50H246ZM250 51H252V50H250ZM141 52H142V51H141ZM141 52H140V53H141ZM145 52H146V51H145ZM153 52H151V53H153ZM167 52H168V53H167ZM170 52H171V53H170ZM214 52H215V51H214ZM241 52H242V51H241ZM148 53H149V52H148ZM151 53H149V54H151ZM199 53H200V51H199ZM199 53H198V54H199ZM201 53H203V52H201ZM207 53H209V52L207 51ZM207 53H205V55H206ZM226 53H227V52H226ZM239 53H240V52H239ZM255 53H256V51H255ZM149 54H148V55H149ZM159 54H158V57H157V58L160 57ZM171 54L173 55V57H172ZM196 54H197V53H196ZM198 54H197V55H198ZM216 54H217V53H216ZM220 54H223V53H220ZM227 54H228V53H227ZM236 54H237V53H236ZM143 55H146V57H147V54H146V53L144 54V52H143V54H141V57H142ZM153 55H154L155 57H153ZM153 55L151 54V56L155 59V61H157V59H156V56H157V55H155L154 53H153ZM197 55H196V56H197ZM201 55H202V54H201ZM210 55H211V54H210ZM212 55H213V54H212ZM225 55H226V54H225ZM241 55H242V54H241ZM251 55H252V54H251ZM251 55H250V56H251ZM262 55H264V54L261 53V56H262ZM149 56H150V55H149ZM199 56H200V55H199ZM206 56H207V55H206ZM206 56H205V57H206ZM226 56H227V55H226ZM232 56H233V55H232ZM247 56H248V55H247ZM259 56H260V55H259ZM261 56H260V57H261ZM192 57H193V56H192ZM192 57H191V58H192ZM208 57L210 58L209 55H208ZM214 57H216V56H214ZM222 57H223V56H222ZM242 57H243V56H242ZM252 57H253V56H252ZM252 57H250V58H252ZM144 58H145V56H144ZM147 58H148V57H147ZM147 58H146V59H147ZM153 58H152V59H153ZM161 58L158 59V61L161 62ZM176 58H177V57H176ZM181 58H182V57H181ZM191 58H190V59H191ZM195 58H196V57H195ZM195 58H194V59H195ZM206 58H207V57H206ZM206 58H205V59H206ZM209 58H208V60H209ZM216 58H217V57H216ZM228 58H229V56H228ZM262 58H264V56H262ZM262 58H261V59H262ZM165 59H164V60H165ZM170 59L167 60V64H168V61H170ZM179 59H180V58H179ZM201 59H202V57H201ZM214 59H215V58H214ZM214 59H213V60H214ZM221 59H222V58H221ZM221 59H220V60H221ZM149 60H150V59H149ZM164 60H163V61H164ZM171 60H172V59H171ZM176 60H177V59H176ZM181 60H182V59H180V62H181ZM191 60H192V59H191ZM203 60H204V59H203ZM229 60H231V59H229ZM247 60H248V59H247ZM247 60L245 61V63L247 62ZM258 60H259V59H258ZM146 61H148V59H147ZM146 61H145V62H146ZM150 61H151V60H150ZM173 61H174V60H173ZM211 61H212V60H211ZM224 61H225V58H224ZM234 61H235V60H234ZM164 62H165V61H164ZM164 62H163V63H164ZM177 62L180 63L178 60H177ZM190 62H191V61H190ZM197 62H199V61H197ZM204 62H205V60H204ZM204 62H202V63L204 64ZM213 62H214V61H213ZM215 62H216V60H215ZM221 62H222V61H221ZM242 62H243V61H242ZM253 62H254V61H253ZM146 63H147V62H146ZM169 63H171V62H169ZM173 63H174V62H173ZM178 63H177V64H178ZM182 63H183V62H181L180 64H178V65H176V66H178V68H180L181 66L179 67V65H181ZM209 63H210V62H209ZM219 63H220V61H219ZM222 63L224 64V62H222ZM222 63H220V64L224 67V65H223ZM226 63H227L228 65H227ZM248 63H250V61H249ZM258 63H259V62L256 63L257 66H260ZM148 64H151V62L148 61ZM148 64H145V65H148ZM183 64H184V63H183ZM188 64H189V63H188ZM188 64H187V65H188ZM206 64H208L207 61H206ZM210 64H211V63H210ZM220 64L217 63L218 66H220ZM232 64H233V63H232ZM251 64H253V63H251ZM124 65H125V64H124ZM157 65H158V64H157ZM161 65H162V63H161ZM170 65H171V64H170ZM192 65H193V64H192ZM196 65H198V64H196ZM199 65H200V64H199ZM213 65H214V64H213ZM225 65L227 66L226 69H227V70H230L228 67L231 66V63L229 64L228 62L225 61ZM233 65H234V64H233ZM173 66H174V65H173ZM183 66H184V65H183ZM189 66H190V65H189ZM208 66H209V68H210V65H208ZM222 66H220V68H222ZM226 66H225V67H226ZM253 66H255V65H253ZM257 66H256V67H257ZM262 66H264V65H261V67H262ZM149 67H150V66H149ZM162 67H165V66H162ZM162 67H161V68H162ZM166 67H168V66H166ZM166 67H165V68H166ZM185 67H186V66H185ZM187 67H188V66H187ZM204 67H205V66H204ZM204 67L202 66V67L199 69L200 74H202L203 76H205L202 80H204V79L210 80L209 83L211 84V86H212L213 88L217 89V90L220 92V93H219V92L216 90V92H217L216 94H217V95H216V94L214 95V94H213V93H215V89H214V92L211 93V95H212V94L214 95L215 101H217V102H221V101H219V100L216 99V96H219L218 94H220V95H222V96L224 95L223 98L226 96L225 100L223 99L224 102H226L227 99H228V101H231V102H232V100H229V98L234 99V100H233V101H234L233 103H231V102L229 103V102H228V103H229V104H228V103L226 102L225 106H228V105H229V106H228L227 108H225V111L223 110L224 113H225V112H227L226 109L229 108L230 111H229V109H228L227 114L230 113L231 116H230V114H228L227 117H226V116L224 117V116L222 115V114H224V113H219V115H218V114H217V115H218V116H220V115L222 116V117L219 118V117H216V115L214 116V113H213V112H210V113H209V111H211V107H210V106H207V107H206V104H208V100H210V99L213 100L214 98L211 96L210 99H208L209 96H210V92H209V93L206 92V91H208V90H206V88H208V85H209V83L207 84L206 81H204L205 85L207 84V85H206V88L203 87L204 84L201 83V85L203 84L201 87H203V89L205 90L204 92H206V95H205L204 97L202 96V98L200 97V99L197 98V95H198V97H199L200 95H202V94H200V93H202L203 91H202V92H199L200 95H199V94H195L194 92L190 91L191 88H192V85L189 84V83H186V84H189V85H186V84H185L186 86L184 85V87L186 88V91H187V90H188V86H190L191 88L189 87V88H190L189 93L191 92L192 95H193V94H194V96L196 95L195 99H198L199 101L201 100V101H200L201 103H202V101H203V100H202L203 98L206 99V100H204V101L207 102V103L205 104V107H206V108L209 107L210 110H209V109H206V108L204 107V105H203L204 102H203V104H202L203 106H201L200 104L198 105V103H200V102L197 103V101H194V99H193V102H194V103H197V104L195 105V104L193 103V105H192V103H191V100H192V99H190V101L188 102V101L186 100L187 97H185V96H187L189 93H186V92H184V91H183V92H180V91H179L180 89L178 88V85H174L178 80L181 82V79L184 78V77H185V78L182 79V80H184L185 82H189V81H186V80H188L187 78H189V77H187V78H186V76H184V77H183V76L180 77V75H179V77H178V76L174 75V76L177 77V79L175 78L176 81H175V80H169V79L167 78V81H168V82H170V81L172 82V81H173L174 84L172 83V85H171V84H170L171 82L168 84L167 81H165L166 78H159V76H158V79H152L151 77L147 76L146 73H142V75H143V76H146V80L149 82V85L151 84L152 88H150V89L153 90L152 94H151L150 91H149V93H150L151 95H149L148 92H147L148 95H145L146 93H145L144 91H139L140 88H139V89H135V90H138L140 93H141V92H142V93L144 92V94H142V93H141L142 95H141V94H137L138 92L135 93L134 90L131 91V93H132V92H134V93L129 94L128 92H129V90H131V89H130V88L127 89V90H128V92H127V90H126V89H123V86H122L121 91H122V89H123V90H126V92L128 93V94H127V93H126V94L128 95V98H129V100H128V103H129V104L125 103L123 97H121V98L119 97L120 99H122L121 101L119 100V101H120L119 104L117 103V105H115V106H113L114 104H112V105L110 104V106L107 105V106L104 107V108H106V109L108 110V112H106V113H109V111H111V110H112V111H115V110H116L115 108H118V109H120V110L122 111V115H123V113H126V114H128V113H129V114H130V113H133V114H135L136 116L139 115L140 113H145V114H147V113H148V114H149V113H154V115H155V113H156V116H154V117H152V118L157 117V114L160 115V118H161V115H163V113H166V114L171 115V116H172V114H173V115L180 114V115L183 116L184 114L187 115V114H190V113H191L190 116H192V114H194V115H195V114H202L204 110H205V111L207 110V113H208L207 115H209V116H206V115H205L206 113H204V117H203V115H202L201 118H199L200 115H199V116L196 115L197 118H195V116H194V117L192 116L193 118H192V117H189L188 119H186V118L184 119V118H183L182 123L184 122L183 124H185V125L187 126L186 129H184V126H178V124H177L176 126H174V125H170V126L167 127V126H165L166 123H165L164 120L158 119V121H157L156 118H155V119H154V120H156L155 123H157L159 126H152L150 130H152L153 134H155L156 137L159 136V137H161V139H162V138L169 139V140H170V141H169V142H170L169 144L172 145V146H178V145H179V141H178L177 138H173V136H172L171 134L168 133L170 130L180 129V131H182V132H185V130L195 131L196 134H189V135H188V140H189V138H192L193 141H192L191 144H193V146L198 147V148H197L198 150L201 149V155H200L199 158H198V162L203 161L204 164H203L202 166H205V165H206V168H207V166L209 165V161H211V160H215L216 162H218V163L221 165V169L224 171V173H223L222 171H221V173H223V174L226 175V179L231 178V181L234 182V183H233V184H234V185H233L234 188H235V186H237V189L239 190L238 187H241V188L243 187V188L240 189V190H243V191H245L246 193H247V191H248V193H247V194H249L248 197H247L248 200H245V202L248 201L247 203H249V201H250V203H251L250 206L253 205L254 207L252 206L253 208H251L250 206H248V204H247V206L250 207V208L253 209V210L255 209L256 213L258 212V213H260V214H261V213L264 214V165H262V164H264V159H262V160H260V159L256 160L257 158L254 159V158L256 157V155L253 154L255 157L252 155L251 152H253V151H252L251 148H250V147H253V148L256 150V148H258L257 146L260 145V143L264 142V141H262V140H264V131H262V130H264V122L258 124V122H259L258 120H259L261 117H264V116H261V114H264V112H262V111H264V109H262V108H264V106H262L261 108H260L261 105L259 106V109H260L261 112H262V113L259 114V115H257V113H258L259 111L256 110L258 107L256 108V107L254 106V104H255L254 102L257 103V106L261 103V102H259V101H260L259 98H258L259 101L256 100V99H257L256 96H259V95H260L259 97L262 98V96H264V92H262V94L259 93L260 88H259V90L256 89L257 91H255V89L253 88V85H252V88L254 89V91L257 92V94H258V93H259V94L257 95L254 91H251L252 88L250 89V88L248 87V86H250V85L252 84V83H251L252 81L250 82V80H249V82H250L249 84H250V85H246V86L248 87V89H247V88L245 87V84H247L248 81H246L247 83H245V84H243V83L241 82V80H243V77H242V76H244V78H245V75H247V74H245V75L243 74V75H242L241 71L238 72V73H241V74H238L239 77H238V76H237V77H238V78L242 77V79H241V80L239 79L240 82H238V78L234 77V75L236 74L237 70L234 71V72H232L231 70H233V69H231V70H230L231 72H229V71H225V69H224V70L222 69L223 72H224V71H225L226 73L228 72V74L225 73V75H224L223 72L221 71L222 75H224V76H223V77H222V76L219 77L220 75H217V76L219 77V78H218V77L215 75V73H214V71H213L212 69L207 70L208 67L206 66L207 69H204ZM232 67H233V68H238L239 66H238V67H234V66H232ZM147 68H148V67H147ZM150 68H151V67H150ZM165 68H164V72H163L164 75H166L165 72H166L167 70H168L167 72L170 71L168 68H167V69H165ZM172 68H173V67H172ZM174 68H176V67H174ZM189 68H190V67H189ZM191 68H192V67H191ZM212 68H213V66H212ZM251 68H252V66H251ZM151 69H152V68H151ZM153 69H154V68H153ZM195 69H196V68H195ZM214 69H217V68H214ZM218 69H219V68H218ZM239 69H240V68H239ZM252 69H255V68H252ZM258 69H259V68H258ZM260 69H262V68H260ZM120 70L123 71L124 69H120ZM147 70H149V68H148ZM156 70H157V69H156ZM165 70H166V71H165ZM179 70H181V72L184 74V72L182 71V67H181V69H179ZM192 70H193V69H192ZM211 70H212V72H211ZM125 71H126V70H125ZM158 71H159V70H158ZM175 71H176V70H175ZM189 71H190V70H189ZM195 71H196V70H195ZM219 71H220V70H219ZM252 71H253V70H252ZM255 71L257 72V70H255ZM150 72H151V71H150ZM186 72H187V71H186ZM193 72H194V71H193ZM215 72H216V71H215ZM260 72H261V71H260ZM262 72H264V69H262ZM155 73H156V72H155ZM163 73H162V74H163ZM171 73H172V71H171ZM175 73H176V74H177V73H178V74H182V73L177 72V71H176ZM175 73L173 72L172 75H170V76H173V74H175ZM213 73H214V74H213ZM216 73H218V71H217ZM230 73L232 74L231 77L233 76V79H234V78L236 79V80L234 79L235 82L237 81L236 83L234 82V80L231 82V80H229V79L227 78V79L230 81V84L233 85V86L231 85V87H230L231 89H230V90H232L233 87H234V89H235V86H237V87L239 86V88H240V86H241L240 83H242V84L244 85V87H245V88H243V90H244V89H246V90H249V89H250L249 91H251V92H253V93L256 94V96L252 95V96H253V97H252L253 99H252V98H249L251 95H250V96H249V95H246V97L248 96V98H245L246 101H248L247 104L244 103L245 100L242 101V100L244 99V98L242 97V95L245 96V94H242V91H243V90L241 91V94H242L241 96H239V93H238V95L236 96V95H234V94L238 92L237 90H234V94H232L233 91L231 92V91L228 90V87H229L228 85H230V84H229V82H227V79H224V82L228 84L227 86H226L225 83L223 82V78H224V77L226 78L227 75L229 76ZM233 73H235V74H233ZM130 74H131V72H130V73L127 72V74L124 75V78L122 79V81H124V83H128V82H130V81L135 82V81L139 78L138 74H135V73H132V75H130ZM158 74H159V73H158ZM162 74H161V76H162ZM183 74H182V75H183ZM190 74H191V73H190ZM195 74H197V73H195ZM218 74H220V72H219ZM164 75H163V76H164ZM187 75H188V74H187ZM198 75H199V74H198ZM240 75H241V76H240ZM257 75H258V77H259V74H257ZM262 75H264V73H262ZM163 76H162V77H163ZM174 76H173V77H174ZM189 76H190V75H189ZM194 76H195V75H194ZM200 76H201V75H200ZM260 76H261V75H260ZM153 77H154V76H153ZM156 77H157V76H156ZM165 77H166V76H165ZM167 77H168V76H167ZM191 77H192V76H191ZM195 77H196V76H195ZM195 77H194V80H193L194 83H195L197 80H198V81L201 80L199 77H197V78H195ZM246 77H247V76H246ZM249 77H250V76H249ZM171 78H172V77H171ZM178 78H179V79H178ZM220 78H222V79H220ZM229 78H230V76H229ZM247 78H248V77H247ZM247 78H246V79H247ZM260 78H261V77H260ZM173 79H174V78H173ZM185 79H186V80H185ZM192 79H193V78H192ZM248 79H249V78H248ZM161 80L165 81L164 84L167 83V85H165L166 87H163V85H162V83H161ZM225 80H226V81H225ZM253 80H254V78H253ZM257 80H258V79H257ZM260 80H262V79H260ZM140 81H141V82L138 81L139 84H142V86H141V85H140V86L143 87V88H144V86H145V88H146V85H145L144 81H143V83H142V80H140ZM159 81H160V83H161L162 86L158 85V82H159ZM163 81H162V82H163ZM262 81H264V80H262ZM262 81H261V82H262ZM116 82H117V79H116ZM118 82H120V81L118 80ZM138 82H137V83H138ZM180 82H178V83H180ZM185 82H182V83L184 84ZM201 82H202V81H201ZM233 82H234V83H233ZM243 82H245V81L243 80ZM254 82H255V81H254ZM120 83H121V82H120ZM146 83H147V82H146ZM194 83H193V84H194ZM198 83H199V82H198ZM212 83H214V84L212 85ZM237 83H238V85H237ZM117 84H118V83H117ZM176 84H177V83H176ZM234 84H236V85L234 86ZM239 84H240V85H239ZM118 85H120V84H118ZM118 85H115V86L118 87ZM168 85H169V86L171 85L172 87L176 86V87L178 88L179 93H178L177 89L175 90L176 87H174V89H173V88H171V87H170V88L167 87ZM173 85H174V86H173ZM195 85L197 86L196 83H195ZM199 85H200V84H199ZM199 85H198V86H199ZM243 85H242V86H243ZM128 86H129V85H128ZM128 86L125 85L124 87H125V88H128ZM130 86H131V85H130ZM135 86H136V84L133 85L134 88H135ZM137 86H138V85H137ZM179 86L181 87V83H180ZM196 86H194L195 89H193V91H195V90H196V91H201V90H203V89L200 88V87H199L200 89H197L198 86H197V87H196ZM211 86H209V87H211ZM149 87H150V86H149ZM212 87L210 88L211 90H213ZM237 87H236V89H237ZM250 87H251V86H250ZM255 87H257V86H255ZM258 87H260V86H258ZM258 87H257V88H258ZM136 88H138V87H136ZM239 88H238V90H239ZM141 89H142V88H141ZM148 89H149V88H148ZM181 89H182V88H181ZM241 89H242V88H240V90H241ZM143 90H144V89H143ZM152 90H151V91H152ZM211 90H210V91H211ZM246 90H245V92H246ZM100 91H101V90H100ZM104 91H105V90H104ZM236 91H237V92H236ZM123 92H124V91H123ZM223 92H225L226 94H222ZM239 92H240V91H239ZM247 92H248V91H247ZM260 92H261V91H260ZM114 93H116V92H114ZM153 93H154V94H153ZM180 93H181V94H182V93H184V94L186 93V95H184V94L181 95ZM196 93H198V92H196ZM207 93H208V97H207ZM253 93H252V94H253ZM126 94H125V95H126ZM204 94H205V93H203V95H204ZM247 94H249V93H247ZM105 95H109V94L107 93V94H105ZM116 95H118V94H116ZM127 95H126V97H127ZM192 95H191V96H192ZM261 95H262V96H261ZM188 96H190V95H188ZM191 96H190V97H191ZM194 96H193L192 98H194ZM227 96H228L229 98H228ZM110 97H111V95H110ZM110 97H108V98L106 99V100H108V102H110L111 99H112V98H111L110 101H109V98H110ZM205 97H206V98H205ZM220 97H221V96H220ZM220 97H218V98H220ZM212 98H213V99H212ZM241 98H242V99H241ZM104 99H105V98H104ZM104 99H103V100H104ZM115 99H116V98H115ZM115 99H114V101H115ZM188 99H189V98H188ZM207 99H208V100H207ZM221 99H222V98H221ZM247 99H249V100H247ZM250 99L253 100L252 102H253L254 104H252V102H251ZM116 100H117V99H116ZM211 100H210V101H211ZM239 100H241V101H239ZM255 100H256V101H255ZM261 100H262V99H261ZM112 101H113V100H112ZM129 101H130V102H129ZM215 101H214V102L211 101V102H209V104L212 105L211 103H214V104H216V105H215V107H213V108H215V109H219V108L222 109V108H223L222 106H223V103H224V102L222 103V106H221L220 103H219V105H218ZM249 101H250L251 103H250ZM262 101H264V100H262ZM238 102H242V103H244V104H245L244 107L241 108L240 106H241L242 103H238ZM258 102H259V104H258ZM105 103H106V102H105ZM110 103H111V102H110ZM249 103H250V104H249ZM188 104H189L190 107H192V106L195 105V106H196V109L191 110L193 107L190 108V107L188 106ZM190 104H191V105H190ZM214 104H213L212 106H214ZM251 104L254 106V108H253V106H252L253 109L256 108L255 110H256V117H257V119H256V117L254 118V116H255V111L253 112L254 116L250 115V116H252V119H251L248 115H247V117H246V114H248L249 112H252V111H250V109H249V108H251V106L249 107V105H251ZM261 104L264 105V103H261ZM75 105H76V104H75ZM217 105L220 106V107H219V108H216ZM242 105H243V104H242ZM255 105H256V104H255ZM80 106H81V104H80ZM84 106H85V105H84ZM102 106H104V105H102ZM225 106H224V107H225ZM246 106L248 107V110H249V111L247 110V108H245ZM81 107H83V106H81ZM81 107H80V108H81ZM86 107H87V106H86ZM92 107H93V106H92ZM95 107H96V106H95ZM221 107H222V108H221ZM74 108H75V110H76V107H75V106H74ZM80 108H78V111H80V110L82 109V108H81V109H80ZM84 108H85V107H84ZM104 108H103V109H104ZM194 108H195V107H194ZM203 108H204V109H203ZM239 108H240V109H239ZM252 108H251V110H253ZM79 109H80V110H79ZM89 109H90V108H89ZM118 109H117V110H118ZM220 109H219V110H220ZM241 109H244V111H242ZM82 110H83V109H82ZM82 110H81V111H82ZM84 110H85V109H84ZM219 110H215V111H219ZM76 111H77V110H76ZM81 111H80V112H81ZM86 111L88 112V110H86ZM213 111H214V109H213ZM83 112H84V111H83ZM83 112H82V113H83ZM94 112H95V111H94ZM94 112H93V113H94ZM219 112H220V111H219ZM221 112H222V111H221ZM241 112H242V113H241ZM246 112H248V113H246ZM88 113H90V112H88ZM91 113H92V112H91ZM110 113H111V112H110ZM243 113H244V114L246 113V114H245V117H244V114H243ZM259 113H260V112H259ZM95 114H96V112H95ZM227 114H226V115H227ZM235 114H236V115H235ZM237 114L239 115V117H237ZM240 114H241V115H240ZM249 114H252V113H249ZM79 115H80V114H79ZM88 115H89V114H88ZM88 115H87L86 117H88ZM114 115H115V114H114ZM122 115H121V116H122ZM141 115H142V114H141ZM150 115H152V114H150ZM210 115H211V116H210ZM232 115H234L235 117H234V116L232 117ZM99 116H101V115H99ZM139 116H140V115H139ZM145 116H146V115H145ZM165 116H166V115H165ZM182 116H181V117H182ZM184 116H185V115H184ZM205 116H206V117H205ZM76 117H77V116H76ZM81 117H82V116H81ZM103 117H104V115H103ZM116 117H118V116H116ZM119 117H120V116H119ZM119 117H118V118H119ZM149 117H151V116H149ZM174 117H175V116H174ZM181 117H180V119H181ZM230 117H231V118H230ZM258 117H260V118H258ZM77 118H80V117H77ZM83 118H84V117H83ZM89 118H90V117H89ZM95 118H96V116H95ZM175 118H176V117H175ZM190 118H192V119H190ZM233 118L236 119V120H234ZM253 118H254V119H253ZM98 119H99V118H98ZM101 119H102V117H101ZM108 119H109V118H108ZM133 119H134V118H133ZM147 119H148V117H147ZM162 119H163V118H162ZM171 119H172V118H171ZM180 119H179V120H180ZM255 119H256L258 122H256ZM75 120H76V119H75ZM75 120H74V121H75ZM77 120H78V119H77ZM77 120H76V121H77ZM81 120H82V119H80V121H81ZM85 120H87V119H84V121H85ZM143 120H144V119H142V121H143ZM262 120H264V118H262ZM87 121H90V120H87ZM145 121H146V120H145ZM150 121H151V120H150ZM72 122H73V121H72ZM91 122H92V121H91ZM255 122H256V123H255ZM260 122H261V120H260ZM73 123H75V125L77 124L76 122H73ZM128 123H129V122H128ZM180 123H181V122H180ZM79 124H80V123H79ZM79 124L76 126V128H78V130H81V131L78 132V130L76 129V131L78 132L77 134H81V135L83 134L84 137L86 136L85 134H86L87 131L90 132L89 134H91V132H92V134H96L97 131H100V127H99V126H96L95 123H93V124H95V125H93V124H92V125H91V124L88 125V123H87V125H84V126L82 125L83 127L80 126ZM83 124H85V122H83ZM124 124H125V123H124ZM168 124H169V123H168ZM70 125H71V124H70ZM101 125H102V124H101ZM111 125H113V124H110V125H108V126L111 127ZM129 125H130V124H129ZM149 125H150V124H149ZM160 125H162L163 127L160 126ZM72 126H73V125H72ZM125 126H126V125H125ZM188 126H189V127H188ZM69 127H70V126H69ZM129 127H130V126H129ZM136 127L138 128V126H136ZM145 127H146V126H145ZM148 127H149V126H148ZM70 128H71V127H70ZM70 128H69V129H70ZM72 128H73V127H72ZM106 128H107V127H105V129H106ZM119 128H120V126H119ZM122 128H123V127H122ZM149 128H150V127H149ZM67 129H68V128H67ZM74 129H75V126H74V128H73L72 131H74ZM82 129H83L84 131H86L85 134L82 133V132H83ZM109 129H110V128H109ZM112 129H114V131H118V132H119V131H122L121 129H117L116 126L114 127V125H113V128H112ZM133 129H134V128H133ZM107 130H108V128H107ZM135 130H136V129H135ZM64 131H65V130H64ZM102 131H103V130H102ZM110 131H111V130H110ZM125 131H126V130H125ZM130 131H131V130H130ZM146 131H148V130H146ZM45 132H46V131H45ZM66 132H67V130H66ZM80 132H81V133H80ZM122 132H123V131H122ZM50 133H51V132H49V134H50ZM62 133H63V132H62ZM62 133H61V134H62ZM87 133H88V132H87ZM127 133H128V132H127ZM61 134H60V135H61ZM71 134H72V133H71ZM77 134H76V135H77ZM113 134H114V133H113ZM123 134H124V133H123ZM184 134H185V133H184ZM187 134H188V133H187ZM241 134H243L242 136H244V135H247V136H248V135H249V136H251V137H253V138H256V139H254V140H257L258 143H259V141H260V143H259L258 145H256L257 143L255 142L256 144L251 145V143H248L249 141L246 142V139H244V140H245V141H244L243 139L240 138ZM55 135H56V133H55ZM60 135H59V136H60ZM65 135H66V134H65ZM83 135H82V136H83ZM99 135H100V132L98 133L97 136H99ZM115 135H116V134H115ZM185 135H186V134H185ZM56 136H57V135H56ZM67 136H68V134H67ZM69 136H70V135H69ZM87 136H88V135H87ZM93 136H94V135H93ZM93 136H92V137H93ZM105 136H106V135H105ZM108 136H109V135H108ZM113 136H114V135H113ZM141 136H142V135H141ZM186 136H187V135H186ZM52 137H53V136H52ZM71 137H72V135H71ZM80 137H81V136H80ZM80 137H78V138H80ZM84 137H83V138L81 137L80 140H78V141L76 140V141H77V142H79V141L82 142L81 140H84ZM89 137H91V136L89 135ZM127 137H128V136H127ZM178 137H179V136H178ZM251 137H249V139H250ZM261 137H262V140H259ZM55 138H56V137H55ZM73 138L76 139L75 137H73ZM73 138H72V139H73ZM78 138H77V139H78ZM98 138H99V137H98ZM100 138H101V137H100ZM102 138H104V137H102ZM106 138H107V137H106ZM253 138H252V139H253ZM52 139H54V138H52ZM86 139H87V140H86ZM86 139H85V141L89 142L88 140H90V139H92V138H90V139L86 138ZM128 139H129V138H128ZM133 139H134V138H133ZM135 139H136V138H135ZM66 140H67V138H66ZM93 140H94V138H93ZM97 140H98V139H97ZM103 140H104V139H103ZM109 140H110V139L108 138V141H109ZM138 140H139V139H138ZM180 140H181V139H180ZM250 140H251V139H250ZM254 140H253L252 143H254ZM85 141H84V144H86ZM91 141H92V140H91ZM94 141L97 142V143H96L97 146L101 144V143L98 142L99 140H98V141L94 140ZM100 141L102 142V140H100ZM106 141H107V140H105V142H106ZM108 141H107V142H108ZM122 141H123V140H122ZM135 141H137V140H135ZM164 141H165V140H164ZM251 141H252V140H251ZM64 142H66V141L64 140ZM64 142H63V143H64ZM95 142H94V143H95ZM124 142H125V141H124ZM141 142H142V141H141ZM75 143H76V142H75ZM90 143H91V142H90ZM90 143H87L88 145L86 144L87 147L89 146ZM94 143L90 144V146H91V145L94 146V145H95ZM110 143H111V142H110ZM134 143L136 144V142H134ZM189 143H190V141H189ZM67 144H68V143H67ZM67 144H66V145H67ZM72 144H73V143H72ZM80 144H81V143H79V144L77 143V148H78V146H79L78 150L76 149L77 151L75 150V148H73L76 152H74L73 149H71V150H73L74 153H78V151H79L80 148H81V147H80ZM82 144H83V143H82ZM84 144H83V146H85ZM149 144H150V143H149ZM163 144H164V143H163ZM204 144L206 145L207 148L204 147ZM75 145H76V144H75ZM112 145H114V144H112ZM116 145H117V144H116ZM188 145H189V144H188ZM81 146H82V145H81ZM93 146H91V147H89V148H87V149L90 150ZM152 146H154V145H152ZM172 146H171V147H172ZM260 146H261V145H260ZM260 146H259V147H260ZM262 146H264V143H262ZM102 147H104V146H102ZM114 147H115V146H114ZM116 147H117V146H116ZM191 147H192V145H191ZM66 148H67V146H66ZM94 148H97V147L94 146ZM111 148H112V146H111ZM117 148H119V147H117ZM141 148H143V147H141ZM145 148H146V147H145ZM148 148H149V147H148ZM148 148H146V149H148ZM173 148H174V147H173ZM192 148H193V147H192ZM260 148H261V147H260ZM61 149H62V148H61ZM63 149H64V148H63ZM68 149H69V147H68ZM81 149H82V148H81ZM87 149H86V147H85V149L83 148V150H85V151H86ZM92 149H93V148H92ZM115 149H116V148H115ZM122 149H123L124 151L127 152V150H125L124 148H122ZM122 149H121V150H122ZM139 149H140V148H139ZM181 149H182V148H181ZM249 149H250V150H249ZM254 149H253V150H254ZM83 150H80V151L82 152ZM97 150H98V148H97ZM142 150H143V149H142ZM258 150H259V149H258ZM61 151H63V150H61ZM80 151H79V153H81ZM91 151H92V150H91ZM95 151H96V150H95ZM148 151H149V150H148ZM180 151H181V150H180ZM256 151H257V150H256ZM260 151L262 152V150H260ZM53 152H55V151H53ZM63 152H64V151H63ZM65 152H66V151H65ZM89 152H90V151H89ZM102 152H103V150H102ZM113 152H114V151H113ZM153 152H154V151H153ZM155 152H156V151H155ZM184 152H185V151H184ZM214 152L216 153V154H215V155H216L215 157L212 155ZM219 152L222 154L221 156L219 155ZM59 153H61V152L59 151ZM86 153H87V155H86ZM93 153L95 154V153H99V152H93ZM103 153H104V152H103ZM255 153L257 154V152H255ZM262 153H264V152H262ZM61 154H62V153H61ZM82 154H83V153H82ZM101 154H102V153H101ZM104 154H106V156H107V152H105ZM127 154H128V153H127ZM135 154H136V153H135ZM199 154H200V153H199ZM217 154H218V155H217ZM258 154H260V153H258ZM54 155H55V154H54ZM59 155H60V154H59ZM73 155H74V154H73ZM75 155H80V156H81V154H75ZM88 155L91 156L92 153H89V154H88V152L86 151L85 154H83V156H88ZM99 155H100V153H99ZM99 155L96 154L95 157H94L93 155H92V156H93V158L95 159V158H98ZM130 155H131V153H130ZM136 155L138 156L139 154H136ZM152 155H153V154H152ZM175 155H178V154H175ZM62 156H63V155H62ZM80 156H79V157H80ZM83 156H82V157H83ZM89 156H88V157H89ZM97 156H98V157H97ZM100 156H101V155H100ZM108 156H110V158H114V159H115V157H111V155H108ZM116 156H117V155H116ZM133 156H134V155H133ZM155 156H156V155H155ZM157 156H158V155H157ZM184 156H185V155H184ZM262 156H264V155H262ZM65 157H66V156H65ZM102 157H103V156H102ZM129 157H130V156H129ZM134 157H135V156H134ZM139 157H140V156H139ZM152 157H153V156H152ZM163 157H165V156H163ZM185 157H186V156H185ZM211 157H214V158H211ZM257 157L259 158V155H258ZM66 158H67V157H66ZM66 158H65V159H66ZM91 158H92V157H91ZM99 158H100V157H99ZM131 158H132V156H131ZM137 158H138V157H137ZM144 158H145V157H144ZM150 158H151V157H150ZM154 158H155V157H154ZM170 158H172V157H170ZM183 158H184V157H183ZM186 158H187V157H186ZM196 158H197V157H196ZM62 159H64V158L62 157ZM73 159H74V158H72L71 160H73ZM83 159H84V157H83ZM86 159H87V158H86ZM86 159H85V160H86ZM94 159H93V161H94ZM100 159L103 161L102 158H100ZM138 159H140V158H138ZM158 159H159V158H158ZM158 159H156V160L158 161ZM60 160H61V159H60ZM60 160H59V161H60ZM67 160H68V158H67ZM74 160H75V159H74ZM88 160H89V159H88ZM97 160H99V159H97ZM101 160H100V161H101ZM165 160H166V158H165ZM165 160H162L161 163H164L163 161H165ZM170 160H171V159H170ZM187 160H188V158H187ZM195 160H196V159H195ZM100 161H99V162H100ZM104 161H106V160H104ZM159 161H161V160H159ZM173 161H174V160H173ZM191 161H192V160H191ZM215 161L213 162L214 165L216 164ZM61 162H62V160H61ZM63 162H64V160H63ZM63 162H62V163H63ZM73 162H74V161H73ZM73 162H72V164H74ZM90 162H91V159H90ZM133 162H134V161H133ZM136 162H137V161H136ZM145 162H146V160H145ZM256 162H258V163L261 164L260 168H258V166H257V167L254 166V165L256 164ZM76 163H77V162H76ZM78 163H79V162H78ZM93 163H94V162H93ZM95 163H96V162H95ZM95 163H94V165H95ZM105 163H106V164H105V166H106V165H107V162H105ZM149 163H150V162L148 161L147 164H149ZM159 163H160V162H159ZM171 163H172V162H171ZM253 163H254V164H253ZM150 164H151V163H150ZM164 164H165V163H164ZM167 164H169V163H166V166H167ZM176 164H178V163H176ZM189 164H190V163H189ZM219 164H218V166L220 167ZM252 164H253V165H252ZM75 165H76V164H75ZM83 165L85 166L84 162H83ZM83 165H82V166H83ZM86 165H87V164H86ZM96 165H97V163H96ZM103 165H104V163H103ZM132 165H133V164H132ZM169 165H170V164H169ZM183 165H184V164H183ZM77 166H78V167H81V168L84 169V167L81 166V162H80V165L77 164L75 167H77ZM89 166H90V165H89ZM98 166H99V164H98ZM107 166H108V165H107ZM134 166H135V165H134ZM172 166H173V165H172ZM177 166H180V165L178 164ZM110 167H111V164H110ZM112 167H113V165H112ZM112 167H111V168H112ZM126 167H128V166H126ZM135 167H136V166H135ZM135 167H133V168H135ZM139 167H140V166H139ZM182 167H183V166H182ZM208 167H210L209 169H211V166H208ZM63 168H64V167H63ZM63 168H62V169H63ZM101 168H104V167H101ZM107 168H108V167H107ZM114 168H115V167H114ZM114 168H112V169H114ZM123 168H124V167H123ZM136 168H137V167H136ZM142 168H143V166H142ZM142 168H140V169H142ZM168 168L171 170V169H173L174 167L172 168V167H169V166H168ZM188 168H189V167H188ZM206 168H204V169L206 170ZM66 169H67V166H66ZM75 169H76V168H75ZM87 169H88V168H87ZM115 169H116V168H115ZM125 169H126V168H125ZM128 169H130V168H128ZM128 169H127V170H128ZM140 169H139V170H140ZM174 169H176V168H174ZM177 169H178V168H177ZM177 169H176V170H177ZM198 169H200V168H198ZM207 169H208V168H207ZM212 169H213V168H212ZM221 169H220V170H221ZM103 170H104V169H103ZM105 170H108V171H106V172H109V168H108V169H105ZM110 170H111V169H110ZM135 170H136L137 172H139V170H137V169H135ZM144 170H145V169H144ZM176 170H175V172H178V171H176ZM184 170H185V168H184ZM220 170H219V171H220ZM72 171L74 172V168H73ZM72 171H71V172H72ZM80 171H81V170H80ZM80 171H78V172H80ZM83 171H84V170H83ZM95 171H96V170H95ZM117 171H119V170H117ZM117 171H114V173H117ZM124 171H125V170H124ZM128 171H129V170H128ZM128 171H127V172H128ZM166 171H167V170H166ZM172 171H174V170H172ZM209 171H210V170H209ZM209 171H208V172H209ZM73 172H72V173H73ZM91 172L93 173V171H91ZM91 172H90V173H91ZM119 172H121V171H119ZM125 172H126V171H125ZM131 172H133V171H131ZM142 172H143V171H142ZM145 172H147V171L145 170ZM158 172H159V171H158ZM168 172H169V171H168ZM213 172H214V171H213ZM74 173L77 174V171L74 172ZM84 173H85V172H84ZM87 173H88V172H87ZM87 173H86V174H87ZM112 173H113V171H112ZM112 173H111V175H112ZM114 173H113V174H114ZM121 173L123 174V172H121ZM139 173H140V172H139ZM182 173H183V172H182ZM210 173H211V171H210ZM86 174H85V175H86ZM99 174H100V173H99ZM109 174H110V172H109ZM125 174H126V173H125ZM125 174H124V175H125ZM129 174H130V173H129ZM135 174H136V173H135ZM149 174H150V173H149ZM152 174H153V173H152ZM180 174H181V173H180V171H179L178 173H174V174L172 173V176H174L175 178L177 177V179H178V178L180 179V178H181ZM190 174H191V173H190ZM214 174L216 175V171L214 172ZM223 174H222V175H223ZM72 175L74 176V179H76L75 174H72ZM95 175H96V174H95ZM100 175H101V174H100ZM102 175H103V174H102ZM102 175H101V176H102ZM115 175H116V174H115ZM115 175H113V176H115ZM117 175H119V173H118ZM126 175H127V174H126ZM184 175H185V174H184ZM217 175H218V174H217ZM225 175H223V176H225ZM73 176H72V177H73ZM76 176H80V175L77 174ZM89 176H90V175H89ZM105 176H106V174H105ZM105 176H103V177L105 178ZM119 176H120V175H119ZM182 176H183V175H182ZM193 176H194V174H193ZM80 177H81V176H80ZM103 177H102V178H103ZM106 177H107V176H106ZM110 177H111V176H110ZM110 177H109V178H110ZM115 177H117V176H115ZM151 177H153V176H151ZM174 177H173V179H174ZM184 177H185V176H184ZM197 177H198V176H197ZM218 177H219V176H217V178H218ZM227 177H228V178H227ZM81 178H82V177H81ZM81 178L79 179V177H78V180H77V179H76V180H77L78 182H79V180L82 181ZM119 178H120V177H119ZM121 178H122V177H121ZM121 178H120V179H121ZM127 178H128V177H127ZM145 178H146V177H145ZM194 178H195V176H194ZM207 178H208V177H207ZM207 178H206V179H207ZM224 178H225V177H224ZM83 179H84V176H83ZM105 179H106V178H105ZM107 179H108V177H107ZM115 179H117V178H115ZM115 179H113V180H115ZM143 179H144V178H143ZM181 179L184 180V179H186V178H184V179L181 178ZM189 179H192V178L189 177ZM197 179H198V178H197ZM201 179H202V178H201ZM122 180L125 181L124 178H123ZM141 180H142V179H141ZM154 180H155V179H154ZM159 180H160V179H159ZM182 180H181V182H182ZM192 180H193V179H192ZM199 180H200V178H199ZM219 180H220V179H219ZM74 181H75V180H74ZM81 181H80V183H76V181H75L76 184H79V185H75V186H76V187H77V186L80 187ZM84 181H87V180H84ZM101 181H104V180H101ZM107 181H108V180H107ZM109 181H110V180H109ZM118 181H119V180H117V182H118ZM123 181H122V183L124 184ZM148 181H149V179H148ZM150 181H151V180H150ZM150 181H149V182L146 181V182L148 183V186H149V183H151ZM155 181L157 182V180H155ZM155 181H154V182H155ZM202 181H205V180H202ZM206 181H207V180H206ZM229 181H230V180H229ZM229 181H227V182H229ZM93 182H94V181H93ZM105 182H106V181H105ZM119 182H121V181H119ZM128 182H130V180L127 181V184H128ZM135 182H136V181H135ZM152 182H153V181H152ZM154 182H153V183H154ZM162 182H163V181H162ZM179 182H180V181H179ZM181 182H180V183H181ZM184 182H186V180H184ZM189 182H190V181H189ZM189 182H188L189 185H186V187H187V186L189 187V186L191 185ZM194 182H195V181H194ZM87 183H88V181H87ZM122 183H121V184H122ZM131 183H132V182H131ZM137 183H138V182H137ZM147 183H145V184H147ZM175 183H176V182H175ZM186 183H187V182H186ZM186 183H185V184H186ZM229 183H231V182H229ZM85 184H86V183H85ZM123 184H122V185H123ZM151 184H152V183H151ZM151 184H150V186H153V185H151ZM157 184H158V182H157ZM157 184L155 183L156 187L158 186ZM159 184H160V183H159ZM165 184H166V182H165ZM176 184H177V183H176ZM181 184L185 185L183 182H182ZM198 184H199V183H198ZM201 184H202L201 187H203V188H202V189L200 188L199 190H201L202 193H201V194H200V193L198 194L197 191H193V193L196 192V193H194V194H195V195L198 194L199 197H201V199L204 200V203L207 202V204H211V205H212L213 203L209 202V201H212V199H211V200L208 199V198H210L211 196H210V197H208V196H209V195H212V197H213V196H215V195H213V194H217V193L220 194L221 196H224V200L222 199V200H223V203H224L225 201H226V203L228 202V201H227V198L225 199V197H227V196L229 195V192L226 191V190H224V189L220 186V185H221L220 183H219V184H220V185H219L218 183H215V182H214V183H213V182L211 183V181H210V183H207V182H206V183L203 184V183L201 182ZM81 185L84 186V184H81ZM94 185H95V184H94ZM94 185H93V186H94ZM133 185H134V184H133ZM139 185L141 186L140 183H139ZM142 185H143V184H142ZM174 185H175V184H174ZM174 185H173V186H174ZM199 185H200V184H199ZM230 185H231V184H230ZM75 186H74V187H75ZM93 186L90 187V185H89V186H87V187H90V189L93 190V192L91 191V193L95 194V193H97V192H96L97 187H99L100 185H99V186L96 185L97 187H96L95 189L92 188ZM125 186H126V183H125ZM163 186H165V185L163 184ZM167 186H168V185H167ZM167 186H166V187H167ZM195 186H197V185H195ZM79 187H78V188H79ZM105 187H106V185H105ZM118 187H119V186H118ZM126 187H127V186H126ZM128 187H131V186L128 184ZM141 187H142V186H141ZM143 187H145V186H143ZM161 187H162V186H161ZM192 187H193V186H192ZM84 188H85V186H84ZM103 188H104V186H103L102 188H101V186H100V187L98 188L97 191L100 192V190L103 189ZM106 188H107V187H106ZM106 188H105V189H106ZM113 188H114V187H113ZM115 188H117V187H115ZM158 188H159V186H158ZM163 188H164V187H162V190H163ZM174 188H175V187H174ZM198 188H199V187H198ZM198 188H197V189H198ZM226 188H227V187H226ZM255 188H259V190H256ZM74 189H76V188H74ZM79 189H80V188H79ZM82 189H83V188H82ZM82 189H80V191H82L83 193H81V192H79V193L84 194V196L86 195V196L90 197L89 195H90L91 193H90L89 195H87V194L89 193L90 189L88 188V189H89L88 192L86 191L87 188H85L86 190H85V189L82 190ZM120 189H121V187H120ZM137 189H138V188H137ZM156 189H157V188H156ZM156 189H155V190H156ZM170 189H171V188H170ZM170 189H168V190H170ZM178 189H179V188H178ZM178 189H176V190L178 191ZM182 189H183V188H182ZM184 189H185V188H184ZM189 189H190V187H189ZM191 189H192V188H191ZM94 190H95V193H94ZM112 190H113V189H112ZM116 190H117V189H116ZM116 190H114V192H116ZM126 190H127V189H126ZM126 190H125V191H126ZM164 190H165V189H164ZM166 190H167V189H166ZM185 190H187V189H185ZM240 190H239V191H240ZM246 190H247V191H246ZM74 191H75V190H74ZM104 191H105V190H104ZM128 191H129V190H128ZM130 191H131V190H130ZM130 191H129V192H130ZM140 191H141V190H140ZM157 191H158V190H157ZM170 191H172V189H171ZM170 191H169V192H170ZM233 191H234V190H233ZM76 192L78 193V191H76ZM122 192H123V190H122ZM122 192H121V195H122ZM126 192H127V191H126ZM129 192H127V193H129ZM133 192H134V191H133ZM133 192H132V193H133ZM164 192H165V191H164ZM186 192H187V191H185V193H186ZM234 192L238 193L239 196H240V193H239V192H237V191H234ZM79 193H78V194H79ZM85 193H87V194H85ZM110 193H112V192H110ZM116 193H117V192H116ZM119 193H120V192H119ZM158 193H161V192L158 191ZM171 193H172V192H171ZM175 193H176V194L179 193L180 196L182 195V192H181V191H179V192H176V191H175ZM175 193L173 192V194H175ZM243 193H244V192H243ZM246 193H245V195H247ZM104 194H105V193H104ZM124 194H125V193H124ZM137 194H138V193H137ZM176 194H175V196H176ZM205 194H206V195H205ZM97 195H98V193H97ZM99 195H100V194H99ZM105 195H106V194H105ZM118 195H119V194H118ZM161 195H163V194L161 193ZM161 195H160V196H161ZM177 195H178V194H177ZM185 195H186V194H185ZM185 195H184V196L182 195L183 198H185ZM188 195H189V193H188ZM188 195H187V196H188ZM192 195H193V194H192ZM192 195H190L189 198H190ZM195 195H194V196H195ZM233 195H234V194H233ZM255 195H256V196H255ZM84 196H83V197H84ZM86 196L84 197V199L86 198ZM132 196H133V195H132ZM135 196H136V195L134 194V197H135ZM140 196H141V195H139V198H140ZM153 196H154V195H153ZM236 196L238 197V195H236ZM254 196H255V197H254ZM80 197H81V196H80ZM83 197H82V198H83ZM92 197H93V196H92ZM100 197H101V195H100ZM102 197H103V196H102ZM111 197H112V196H111ZM111 197H108L109 200L106 199V201H111V199H110ZM134 197H133V198H134ZM136 197H137V196H136ZM136 197H135V199H136ZM157 197H158V196H157ZM165 197H166V196H165ZM178 197H179V196H178ZM199 197H197V198L199 199ZM212 197H211V198H212ZM228 197H229V196H228ZM230 197H231V196H230ZM241 197L244 198L243 196H241ZM241 197H240V198H241ZM250 197H253L254 199L256 198V199H255V200H256V203H255V204H252L253 201L251 202V199H252V198H250ZM90 198H91V197H90ZM121 198H122V197L119 196V200H120ZM127 198H128V197H127ZM155 198H156V197H155ZM175 198H176V197H175ZM180 198H182V197H180ZM180 198H179V199H180ZM195 198H196V196H195ZM220 198H221V197H220ZM220 198H218V200H219ZM232 198H233V197H232ZM245 198H246V197H245ZM245 198H244V199H245ZM247 198H246V199H247ZM86 199H87V198H86ZM86 199H85V200H86ZM93 199H95V197H93L92 200H93ZM97 199H98V197H96V200H97ZM124 199H125V198H124ZM201 199H200V200H201ZM213 199H214V198H213ZM215 199H216V198H215ZM87 200H88V199H87ZM92 200H90V201H92ZM98 200H99V199H98ZM115 200H116V199H115ZM136 200H137V199H136ZM150 200H151V199H150ZM158 200H160L159 197H158ZM167 200H168V199H167ZM180 200H181V199H180ZM187 200H189L190 203H191L192 198H191V199H187ZM195 200H196V199H195ZM202 200H201V202H203ZM218 200H217V201H218ZM220 200H221V199H220ZM220 200H219V202H220ZM230 200H231V201H234V199H233V200L230 199ZM90 201H88V202H90ZM126 201H128V199H126ZM147 201H148V203H149V198H148ZM154 201H155V200H154ZM168 201H170V199H169ZM213 201H215V200H213ZM213 201H212V202H213ZM243 201H244V200H243ZM85 202H86V201H85ZM92 202H95V201H92ZM92 202L90 203L91 205H93ZM97 202L100 203V200L97 201ZM97 202H96V203H97ZM111 202H114V200L111 201ZM155 202H158V201H155ZM162 202H163V201H162ZM164 202H165V201H164ZM174 202H175V201H174ZM181 202H182V201H181ZM185 202H186V201H185ZM197 202H198V201H197ZM219 202H218L217 204L220 205L221 202H220V203H219ZM229 202H230V201H229ZM240 202H241V201H240ZM96 203H94V204H96ZM105 203H107V202H105ZM105 203H104V204H105ZM132 203H134V201H132ZM135 203L137 204V202H135ZM144 203H146V202H144ZM148 203H147V206H149ZM158 203H159V202H158ZM165 203H166V202H165ZM172 203H173V202H172ZM193 203H196V202H193ZM230 203H231V202H230ZM233 203H234V202H232V204H233ZM253 203H254V202H253ZM82 204H83V202H82ZM111 204H112V203H111ZM113 204H114V203H113ZM113 204H112V205H113ZM115 204H116V203H115ZM139 204H141V203H139ZM151 204H152V203H151ZM151 204H150V205H151ZM174 204H175V203H174ZM176 204H180V203L178 202V203H176ZM196 204H197V203H196ZM200 204H201V203H200ZM202 204H203V203H202ZM202 204H201V206H202ZM217 204H214V206L216 205V206L218 207ZM224 204H225V203H224ZM85 205H86V204H85ZM87 205H88V203H87ZM87 205H86L85 207H89V206H90V205H88V206H87ZM96 205H97V204H96ZM96 205H94V206H96ZM99 205H100V204H99ZM107 205H108V203H107ZM109 205H110V204H109ZM190 205H191V204H190ZM192 205H195V204H192ZM192 205H191V206H192ZM197 205H199V203H198ZM197 205H195V207L193 208V210H194V209H195L196 211L199 210V206H198V210H197ZM233 205H234V204H233ZM105 206H106V205H105ZM105 206L102 207V212H104V210H105V213H102V214L100 213L102 216H104V215L107 216V215H106L107 213H109V212L111 213V211H115V210H111V209H113V207H110V206H109V208H111V209H110L109 212H106V211L109 210V208L107 209V207H108V206H107V207L104 209ZM120 206H121V205H120ZM122 206H123V205H122ZM136 206H137V205H136ZM140 206H141V205H140ZM174 206H175V205H174ZM204 206H205V205H204ZM204 206H203V207H204ZM208 206H209V205H207V207H204V208L201 207V208H203V209L210 208V207L214 208L213 206H210V207H208ZM222 206H224V205H222ZM227 206H228V205H225V207H227ZM229 206H231V205H229ZM242 206H243V205H242ZM97 207H98V209H99V206H97ZM116 207H117V206H116ZM124 207H125V206H124ZM151 207H152V208H151ZM154 207H155V206H154ZM180 207H181V206H180ZM225 207H224L223 209H225ZM234 207H235V206H234ZM237 207H238V206H237ZM240 207H241V206H240ZM89 208H92V209H93L92 206L89 207ZM125 208H126V207H125ZM150 208L153 209V205L150 206ZM163 208H164V207H163ZM212 208H211V209H212ZM220 208L222 209V207H220ZM220 208H216V209H219V211H221ZM228 208L230 209V207H228ZM232 208H233V207H232ZM92 209H91V212L93 211ZM106 209H107V210H106ZM116 209H118V208H116ZM214 209H215V208H214ZM216 209H215V211H217ZM226 209H227V208H226ZM229 209H228V212H232V211L234 210V208H233L231 211H230ZM237 209H239V208H237ZM240 209H241V208H240ZM87 210H88V209H87ZM99 210H100V209H99ZM156 210H158V209H156ZM195 210H194V211H195ZM253 210H251V211H253ZM89 211H90V210H89ZM100 211H101V210H100ZM100 211H98V212H100ZM125 211H126V210H125ZM200 211H201V212H202V211L204 212L205 210H199V213H200ZM213 211H214V210L212 209V212H213ZM215 211H214V213H216ZM219 211H217V213L215 214L214 217L216 218V220H219V221L221 220L222 222H224L223 220H225V217H224V215H222V214H224V213H226V212L223 213V212L221 211V212H222V214H221ZM234 211L236 212L237 210H234ZM242 211H243V209H242ZM255 211H254V212H255ZM93 212H96L95 208H94V211H93ZM119 212H120V210H119ZM158 212H159V210H158ZM163 212H165V210H164ZM167 212H168V211H167ZM206 212H208V211H205L204 213H206ZM210 212H211V210L209 211V213H210ZM218 212H219V215H222L223 218H220V219H219V218L216 217V215L218 214ZM228 212H227V213H228ZM235 212H234V213L232 212L233 215H234V217H236L237 215H240L241 213H244V212H241V213H240V212L237 211L238 214H236ZM113 213H114V212H113ZM113 213H112V214H113ZM116 213H117V212H116ZM170 213H172V212H170ZM183 213H184V212H183ZM209 213H208V214H209ZM227 213L225 214V216L229 214V213H228V214H227ZM232 213H230V217L233 216V215H231ZM258 213H257V214H258ZM93 214H94V213H93ZM95 214H96V213H95ZM100 214H99V215H100ZM103 214H104V215H103ZM112 214H111V215H112ZM129 214H130V213H129ZM168 214H169V213H168ZM173 214H174V212H173ZM212 214H213V213H212ZM235 214H236V216H235ZM101 215H100V216H101ZM108 215H109V214H108ZM151 215H152V214H151ZM170 215H171V214H170ZM176 215H177V214H176ZM209 215L212 216L211 214H209ZM247 215H248V214H247ZM93 216H95V215H93ZM105 216H104V217H105ZM113 216L117 218V216H119V215L116 216V214H115V215H113ZM123 216H124V215H123ZM174 216H175V215H174ZM181 216H182V215H181ZM190 216H191V215H190ZM202 216H203V215H202ZM202 216H201V217H202ZM206 216H207V215H206ZM255 216H256V215H255ZM262 216H264V215H262ZM108 217H109V216H108ZM119 217H121V216H119ZM119 217H118V219H119ZM161 217H162V216H161ZM187 217H188V216H187ZM199 217H200V214H199ZM203 217H204V216H203ZM214 217L212 216L211 218H214ZM220 217H221V216H220ZM237 217H239V216H237ZM241 217H242V216H241ZM244 217H246V220H247V219L249 220V218H250V217L247 218L248 216H246V214L244 215ZM244 217H242V219H243ZM97 218H98V217H97ZM97 218H95V219H97ZM102 218H103V217H102ZM105 218H106V220H108L107 217H105ZM109 218H111V217H109ZM124 218H127V217H124ZM129 218H130V217H129ZM162 218H163V217H162ZM179 218H180V217H179ZM181 218H182V217H181ZM181 218H180V223H181V220H182ZM228 218H229V215H228ZM231 218H232V217H231ZM239 218H240V217H239ZM262 218H264V217H262ZM111 219L117 221V222H115V223H118V220H117V219H114L113 217H112ZM130 219H131V218H130ZM141 219H142V218H141ZM183 219H184V218H183ZM203 219H204V218H203ZM226 219H227V216H226ZM244 219H245V218H244ZM250 219H251V218H250ZM97 220H99V218H98ZM101 220H102V219H101ZM128 220H129V219H128ZM132 220H133V218L131 219V221H132ZM164 220H165V219H164ZM187 220H190V219H187ZM207 220H208V219H206V221H207ZM230 220H234V219H233V218H232V219H228L227 221H230ZM235 220L237 221L236 218H235ZM235 220H234L233 222L236 223ZM238 220H239V219H238ZM246 220H245V221H246ZM248 220H247V221H248ZM252 220H253V219H252ZM108 221H109V220H108ZM111 221H112V220H110L109 223H110ZM123 221H124V220H123ZM123 221L121 220L120 223L122 224ZM134 221H135V220H134ZM177 221H178V220H177ZM204 221H205V219H204ZM210 221H211V219H210ZM219 221H217V222H219ZM225 221H226V220H225ZM227 221H226V222H227ZM240 221H241V220H240ZM257 221H258V220H257ZM102 222H103V221H101V223H102ZM104 222H105V221H104ZM104 222H103V223H104ZM113 222H114V221H113ZM215 222H216V221H215ZM222 222H221V223H222ZM237 222H238V221H237ZM243 222H244V221L242 220L241 223H243ZM249 222H250V220H249ZM249 222H248V223H249ZM251 222H252V221H251ZM260 222H262V221H259V223H260ZM98 223H99V221H98ZM105 223H106V222H105ZM124 223H125V222H123V224H124ZM231 223H232V222H231ZM254 223H255V222H254ZM254 223H253V224H254ZM262 223H264V222H262ZM262 223H261V224H262ZM121 224H119V225H121ZM126 224H129V223H126ZM169 224H170V223H169ZM186 224H187V223H186ZM196 224H197V223H196ZM223 224H225V223H223ZM228 224H229V222H228ZM245 224H246V222H245ZM249 224H251V223H249ZM113 225H115V224H113ZM131 225H132V224H131ZM133 225H134V224H133ZM147 225H148V224H147ZM212 225H213V224H212ZM214 225L216 226V224H214ZM226 225H227V224H226ZM232 225H234V224H232ZM242 225H243V224H242ZM255 225H256V224H255ZM255 225H253L254 228H255ZM100 226H101V225H100ZM103 226H104V225H103ZM108 226H109V225H108ZM108 226H107V227H108ZM121 226H126V225H121ZM129 226H130V225H129ZM185 226H186V227H189L188 224L185 225ZM199 226H200V225H199V223H198V226H197V227H199ZM227 226H228V225H227ZM240 226H241V225H240ZM251 226H252V225H251ZM105 227H106V225H105ZM135 227H137V226H135ZM192 227H193V226L191 225V228H192ZM201 227H202V226H201ZM233 227H234V226H233ZM233 227H232V226L230 227V225H229V228H233ZM243 227H244V226H243ZM243 227H241V229H242ZM110 228H111V227H110ZM117 228H118V227H117ZM122 228H123V227H122ZM124 228H125V227H124ZM126 228H127V227H126ZM148 228H150V227H148ZM151 228H152V226H151ZM178 228H179V226H178ZM235 228H237V227H235ZM244 228H245V230H246L247 227L245 226ZM257 228H259V227L257 226ZM118 229H120V228H118ZM127 229H129V227H128ZM130 229H133V228L130 227ZM130 229H129V230H130ZM136 229H139V228L137 227ZM152 229H153V228H152ZM193 229H194V227H193ZM195 229H196V228H195ZM238 229H239V228H238ZM247 229H249V227H248ZM133 230H134V229H133ZM143 230H144V229H143ZM143 230L140 231V233H141V232L144 233V234H143V236H144V235H145V232H146L147 230H145V232H144ZM153 230H158V229L156 228V229H153ZM153 230H152V232H153ZM168 230H169V229H168ZM201 230H202V229H200V230H198V231H201ZM219 230H220V229H219ZM239 230H240V229H239ZM245 230H244V231H245ZM253 230H254V229H253ZM256 230H257V229H256ZM260 230H262V229H260ZM260 230L258 229V231H256L255 234L259 236L260 233H258V232H261ZM114 231H115V230H114ZM121 231H122V230H121ZM198 231H197V232H198ZM203 231H204V230H203ZM205 231H206V230H205ZM208 231H209V230H208ZM241 231H243V230H241ZM254 231H255V230H254ZM119 232H120V230H119ZM122 232H123V231H122ZM122 232H121V233H122ZM131 232H132V231H131ZM131 232H130V233H131ZM148 232H149V233H152V232H150V231H148ZM155 232H159V230H158V231H155ZM161 232H162V231H161ZM170 232H171V231H170ZM209 232H211V231H209ZM209 232H208V234H209ZM224 232H225V230H224ZM249 232H251V229H249ZM116 233H117V232H116ZM132 233H133V232H132ZM172 233H173V232H172ZM172 233H171V235H172ZM203 233H204V232H203ZM206 233H207V232H206ZM245 233H246V231H245ZM253 233H254V232H253ZM257 233H258V234H257ZM122 234H124V233H122ZM177 234H178V233H177ZM198 234H199V233H198ZM208 234H206V235L208 236ZM211 234H212V233H211ZM241 234H242V232H241ZM261 234H264V231H262ZM137 235L139 236L138 231H137ZM147 235H148V234H147ZM147 235H146V236H147ZM154 235H155V234H154ZM158 235H159V234H158ZM178 235H179V234H178ZM227 235H228V234H227ZM233 235H234V236L236 235L235 232L233 233ZM238 235H239V234H238ZM242 235L244 236V234H242ZM160 236H161V235H160ZM172 236H173V238H174V234H173ZM243 236H242V237H243ZM245 236H246V235H245ZM249 236H251V235L246 236V238L249 237ZM253 236H255V235H253ZM261 236H264V235H261ZM261 236H260V237H261ZM108 237H109V236H108ZM134 237H135V236H134ZM134 237H133V238H134ZM148 237H149V239H152V237H151L150 235H149ZM150 237H151V238H150ZM153 237H154V236H153ZM167 237H168V236H167ZM176 237H177V236H175V238H176ZM208 237H209V236H208ZM240 237H241V236H240ZM251 237H252V236H251ZM260 237H259V238L256 237V238H254V240H253V239H252V240H253L254 242H257V240L255 241V239L261 240ZM110 238H111V237H110ZM138 238H139V237H138ZM140 238H142V239L146 242V240L144 239V237H141V236H140ZM140 238H139V239H140ZM145 238H146V237H145ZM156 238H157V237H156ZM217 238H218V236H216V238H215V235H214V238H213V239H217ZM219 238H220V237H219ZM238 238H239V236H238ZM249 238H250V237H249ZM262 238H264V237H262ZM129 239H130V238H129ZM209 239H211V238H209ZM239 239H240V238H239ZM243 239H244L245 242H246V239H245V238H242L241 240H243ZM250 239H251V238H250ZM130 240H131V239H130ZM140 240H141V239H140ZM147 240H148V239H147ZM152 240H153V241H155V240L161 241V240H159V239H155V240L152 239ZM244 240L242 241L243 243H244ZM247 240H249V239L247 238ZM167 241H168V240H167ZM212 241H213V240H212ZM223 241H224V240H223ZM232 241H233V240H232ZM155 242H156V241H155ZM155 242H154V243H155ZM163 242H164V244H165L164 239H163ZM163 242H162V243H163ZM169 242H170V240H169ZM177 242H178V241H177ZM180 242H181V241H180ZM180 242H179V243H180ZM194 242H196V241H194ZM214 242H216V241H214ZM248 242H249V241H248ZM147 243H151V241H150V242H147ZM171 243H172V242H171ZM171 243H170V244H171ZM197 243H198V242H197ZM220 243H221V241H220ZM220 243H219V244H220ZM157 244H158V243H157ZM167 244H168V242H167ZM183 244H185V243H183ZM216 244H218V243H216ZM233 244H234V243H233ZM247 244H249V243H247ZM250 244H251V242H250ZM252 244H253V243H252ZM151 245H153V243H152ZM154 245H156V244H154ZM154 245H153V246H154ZM181 245H182V242H181ZM186 245H188V244H186ZM199 245H200V244H199ZM227 245H230V244H229V243L226 244L225 247H227ZM231 245H232V244H231ZM237 245H238V244H237ZM113 246H114V245H113ZM162 246H163V245H162ZM162 246H161V248H162ZM166 246L168 247V245H166ZM179 246H180V245H179ZM220 246H221V245H220ZM220 246H219V247H220ZM258 246H259V245H258ZM258 246H257V247H258ZM261 246H264V244H262ZM155 247H156V246H155ZM164 247H165V246H164ZM164 247H163V248H164ZM167 247H166V248H167ZM180 247H181V246H180ZM225 247H224V248H225ZM228 247L230 248L231 246H228ZM252 247L255 248L254 246H252ZM149 248H150V247H149ZM168 248H169V247H168ZM170 248H171V247H170ZM183 248H184V247H183ZM229 248H227V249L230 250ZM232 248H233V247H232ZM234 248H235V247H234ZM240 248H242V247H240ZM240 248H238V249H240ZM248 248H249V247H248ZM242 249H243V248H242ZM242 249H240V250H242ZM255 249H256V251H257V248H255ZM165 250H166V249H165ZM205 250H206V249H205ZM225 250H226V248H225ZM236 250H237V249H235V251H236ZM240 250H237V251L240 252ZM245 250H246V248H244V252H245ZM259 250H260V249H259ZM261 250H262V249H261ZM163 251H164V249H163ZM167 251H168V250H167ZM121 252H122V249H121ZM164 252H165V251H164ZM232 252H233V250L231 251V255H232ZM160 253H162V252H160ZM176 253H178V252H176ZM228 253H229V252H228ZM247 253H248V252H247ZM250 253H251V252H250ZM259 253H260V251H259ZM259 253H258V254H259ZM167 254L169 255L168 252H167ZM167 254H164V255H167ZM170 254H172V253H170ZM233 254H235V253H233ZM240 254H241V253H240ZM261 254L264 255V253H261ZM157 255H158V254H157ZM225 255H226V254H225ZM236 255H237V257H239L238 254H236ZM242 255H243V254H242ZM249 255H250V254H249ZM252 255H253V254H252ZM160 256H161V255H160ZM171 256H174V255L172 254ZM227 256H228V255H227ZM253 256H254V255H253ZM253 256H252V257H253ZM255 256H256V255H255ZM157 257H158V260H159V259L163 258L164 256H163V257H159V255H158ZM176 257H178V256H176ZM230 257H231V256H230ZM235 257H236V256H235ZM250 257H251V256H250ZM252 257H251V258H252ZM180 258H181V257H180ZM246 258H247V257H246ZM248 258H249V257H248ZM175 259H176V258H175ZM233 259H234V258H233ZM237 259L239 260V258H237ZM243 259H245V257H244ZM252 259H257L258 263H259V264L261 263V262H259V259L257 258V256H256V258H252ZM154 260H155V259H154ZM177 260H178V258H177ZM180 260H183V259H180ZM186 260H187V259H186ZM190 260H191V259H190ZM245 260H246V259H245ZM260 260L262 261V260H264V259H260ZM250 261L252 262V260H250ZM250 261H249V262H250ZM253 261H254V260H253ZM255 261H256V260H255ZM157 262H158V261H157ZM164 262H165V261H164ZM179 262H180V261H179ZM247 262H248V261H247ZM247 262H246V264L249 263V262H248V263H247ZM262 262H264V261H262ZM172 263H173V261H172ZM174 263H175V262H174ZM227 263H228V262H227ZM234 263H236V262L234 261ZM237 263H238V262H237ZM240 263L243 264L242 259H241V256H240ZM240 263H238V264H240ZM253 263H254V262H253ZM253 263H252V264H253ZM258 263H257V264H258ZM250 264H251V263H250ZM255 264H256V263H255ZM261 264H264V263H261Z\"/></svg>",
    "mask_w": 264,
    "mask_h": 264
},
{
    "label": "crops",
    "instance_id": "3",
    "mask_svg": "<svg viewBox=\"0 0 264 264\" xmlns=\"http://www.w3.org/2000/svg\"><path fill=\"white\" fill-rule=\"evenodd\" d=\"M103 14L102 9L99 8L94 12L93 16L95 18H97V16L101 18L106 15ZM111 24L112 23L108 24V27H111ZM32 45H28L29 48L24 50L23 55L16 53L14 58L17 59L15 60H12L13 56L10 48H0V82L5 83V85H2L3 89H12L13 87H18L23 82H27L32 77L33 72L39 71L42 64H47V55L41 52L42 43L37 42L32 43ZM34 52L35 54H33ZM31 54H33V57ZM19 59L20 61H18Z\"/></svg>",
    "mask_w": 264,
    "mask_h": 264
}]
</instances>
